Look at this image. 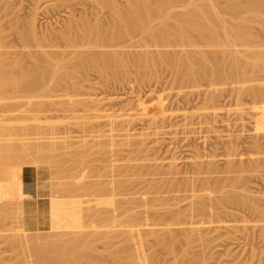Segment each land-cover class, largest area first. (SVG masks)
Segmentation results:
<instances>
[{"label":"rangeland","instance_id":"374dc122","mask_svg":"<svg viewBox=\"0 0 264 264\" xmlns=\"http://www.w3.org/2000/svg\"><path fill=\"white\" fill-rule=\"evenodd\" d=\"M96 1L98 2V0H96ZM145 1L148 2V3L149 2L150 3L156 2L155 0H145ZM220 1H222L223 4L222 3L221 4L224 5L223 0H220ZM262 1H264V0H262ZM95 2H93L92 0H0V30L2 31V36H3V38H2L3 48L1 49V51H5L7 53L9 51V53H13V54H9L8 53L11 56V57L9 56L10 59L13 56L18 57L20 55L19 58L13 57L12 59H14V58L15 59H21L22 58L21 60L24 62L25 66L28 65L29 67H31V66L33 67V65H34L33 64L34 63V59L32 60V55L34 54V51L36 52V51H41V50H45L46 49L45 51L51 52L52 49L50 50V49L44 47L45 49L40 48V50H38V49L35 50V46H33V49L32 48H29V47L23 48V46H24L22 44L23 42L21 40H19V39H21L20 38V35H19V32L20 33L21 32H25L28 29L27 26H29V27L32 26L33 29H34V31H35V39L37 38L38 40L37 39L36 40L39 41V43H40L42 40L44 41V38L47 39V38H49V36H52L53 33L55 34L56 32L58 33L59 31L63 30L65 28V26L67 25V23H71L72 22V24H74V23H76V21L78 23V21L80 22L81 19L84 20L86 18V22H89V23H94L95 21H97L96 23H101L102 26H106V25L108 26V25H110L111 24V20H112L110 18V16L112 17L111 11L109 12L110 9L107 8V7H104V6L100 5L99 2H98V6H96L95 4H93ZM198 2H199V0H198ZM202 2H204V0H202ZM202 2H199V3H202ZM235 2H238V3L242 4V5H244V3L247 2V0H235ZM116 3H118L119 9H121L122 11H124V8H125L124 6H126L125 5L126 4L125 0L124 1L123 0H116ZM99 5L102 6V7H100ZM170 5H169L170 7L167 6V10L164 9L165 12H164V10H162L163 12L161 11L162 12V13H160L161 15L159 14V18H160V16L162 17L161 18V21L159 20V18H156V17H155L156 18L155 20L153 19L154 21L152 20L153 21V22H151L153 24L152 25L153 26L152 30H155L156 29L158 31L159 27L161 28L162 25H165L167 22L169 23V21L171 22L172 19L171 20L168 19L169 21L164 22L165 18L167 20L168 15L171 18L174 17V16L176 18L177 14H179L181 12L180 10L184 11L182 9L181 5H180V8H179V6H178L179 4L178 3H173L174 6L172 4H170ZM222 5H221V7H222ZM93 8H94V10H93ZM168 8H169V10H168ZM245 10H246V8H245ZM245 10H244V8H242V10H241L242 12L239 13V15L240 16L242 15V16H241V18L239 17V19L241 21L244 20V22L246 23V25L249 26L248 27V34L250 36H252L253 42L251 40L250 43H247V44H249V45L246 44L247 47L244 46L245 45L244 44L242 46L241 45H237V46L232 47V48L234 50H237L238 49L237 50L238 52L240 50L241 51L240 53H242L245 50H247V53H248L249 50H251V51H253L254 55H258L259 54L262 57V56H264V47H262V46H264V31H262L264 29L261 30L260 24L258 23L257 20L264 19V11H259V14L261 15V17H260V15L258 13H257V15L256 14L253 15L252 13L250 14L249 11H246L245 12ZM69 11L70 12L72 11V13H70ZM166 12H168V13L171 12V13L166 15ZM70 14H73L72 15L73 17ZM164 14H165L166 17L164 16ZM220 14H221L220 16H222V17L224 16L223 19L226 20L228 23H230V24L231 23H233V24L238 23V20H236L237 22L235 23V19H232L231 17H228L229 15L225 14V12H224V14H223V12L220 13ZM253 16H257V17L254 18ZM258 17H260V18H258ZM252 18L255 19V21H257V22H255ZM69 19L71 21H69ZM162 19H163V24H161ZM248 21L250 23H248ZM158 23H160L161 25L158 24ZM135 36L126 37L123 40L122 39L121 40H117L116 39L117 41H115V43H114V44H116V46L114 45L115 48H113V47L112 48L109 47V48L111 49V51L113 49L114 51H119L120 53H122L123 54V58H124L123 59L124 62L130 61V56L135 55V54L140 53V52H143V49L141 47V44H139V48H137L138 46L136 47L137 49L134 48L135 47V44L137 42L140 41L139 43H141V40H139L141 37L138 36V35L136 37ZM255 37H257V38H255ZM135 38L138 39V40H136ZM254 39H255V41H254ZM257 40L258 41L261 40L262 42L260 41L261 42L260 43ZM193 41H192L193 44L197 43V44H195L196 50H197V46H198L199 49L201 48L202 50H204V52L207 51L208 54H210V53L212 54V52L214 53L213 50H215V52L217 51L216 49H213L212 51H210L212 48L209 50L208 49L209 47L203 48L204 43L202 42V40H198V38L195 39V40L193 39ZM199 41L201 43H203V45H201V43ZM254 42H256V43H254ZM149 43H147V44H149ZM198 43H200V44H198ZM152 44L153 43H151V45ZM254 44H256L258 46L254 45ZM172 45H174V47L172 46L171 49H170L171 46L169 47V49L171 51L168 49V47H167V49H165L164 47L163 48H160L158 46L159 49H160L159 50L158 47L155 44L152 45L153 47L152 46L151 47L149 46L150 47L149 50L153 49L154 51H156V49H158V51H160L161 53L163 51L169 50V51H167L168 53L172 52V53H174V55H177V53H178V56L179 57L180 56L182 57L183 56L182 54L185 55V51L186 52L187 51L189 52V50L192 47V45H191V47L189 46V48H186L184 51L182 49V51H181L180 50L181 48H180L179 45L177 46V48L175 47L176 44H172ZM154 46L157 47V48H155ZM253 46H255V47H253ZM89 47H91V46H89ZM89 47L87 49H85V50L86 51L89 50ZM116 47H117V50H116ZM147 47L148 46L143 47V48L144 49L146 48V51H147V49H148ZM37 48H39V47H37ZM92 48H90V50H92V52H94L93 50H96V52H99L96 48L95 49H94V47H92ZM101 48L100 49L98 48V49L101 51V50H103ZM107 48H104V50L105 51H108L109 48L108 49ZM133 48L136 49V50H134ZM195 48H194V45H193V48L191 50L196 51ZM232 48L231 47L230 48L228 47L226 51H228V53H229V50L232 49ZM61 49H62V51H64L63 49H65V48L64 47L63 48L61 47L57 51H59ZM162 49H165V50H162ZM201 49H200V52H203V51H201ZM233 49L230 50V52L232 51L234 53V50ZM32 50H34V51H32ZM82 50H83L82 48H81V51L79 49V52H82ZM120 50H123V51H120ZM177 50H178V52H177ZM26 51L28 53L29 52H33V54L31 53V56H30V53L28 55V53H26ZM67 51H69V49ZM89 51H87V52H89ZM154 51H150V52H154ZM179 51L181 53L182 52H184V53L181 54ZM52 52H55V49H53ZM218 52H220V51H218ZM259 52L260 53L262 52V54H260ZM155 53H157V52H155ZM155 53H153V54H155ZM192 53H193V51H192ZM217 53H216V55H219L220 54V53L219 54H217ZM228 53L220 54L218 58H220L222 55H223L222 58L223 57L224 58H227ZM253 53H251V54H253ZM127 54H128V56H127ZM179 54H181V55H179ZM243 54H245V53L243 52ZM251 54H249V55H251ZM124 55H125V57H124ZM249 55L247 54L246 57H245V59ZM71 56H65L64 55V57L66 59L70 58ZM241 56H240V59L241 60H244V58L243 57L241 58ZM126 58L127 59L129 58V59L127 60ZM68 60H65V61H68ZM244 61H243V63H244ZM243 63H242V65H243ZM132 66H133V63H131V65H130V62H129V64L126 63V68L116 69L115 72H113L111 75H109L108 77H106V79H105L104 75H102L104 78L101 77V75L99 74V72H96L97 70L91 69V70H88L89 73H87L88 72L87 71L86 73H84V75L79 73V76H81V77H79V76L77 77L78 74L76 73L77 74V75H75L76 78H75V76H73L72 77L73 79L70 77V79L68 78V80H65V83L66 82H69V81H70L69 83H71V81H74L75 80L74 82H76V83L78 82V84H76V86H71V85H69V83L68 84L66 83L67 85L65 84V87H64V85L61 83V86L63 85L62 87H60V86L59 87L58 86L56 87V86H54L53 83H55V81H59V80H57L58 79L57 78V75H54L55 76L54 81L50 82L51 85L53 84V86H52L53 90L51 88L49 90H43L45 92L38 91L35 94V96L37 98H34L35 100H33V98L31 99L33 104L35 103V101L40 102L42 104L41 107H40V109L37 108V109L40 110L39 111L40 113L37 112L38 111L37 109L36 110L35 109L30 110V111H32L31 113H29V112H26V113L25 112H22L21 113L20 112L19 113V115L21 114L20 116L24 115L25 117H27L29 119L28 120L23 119L25 121H23V120L20 119V120H18L19 121L18 122L19 124L16 123L17 121H14L15 123L14 122H11L12 124H14L13 125L14 127H11L12 128V131H11V128L9 129V132L12 133V134L11 133H9V134L11 136L13 135L12 138L13 137H17V136L19 137L20 136L19 133H17V131H16V130L20 131L19 126L17 127L16 124L20 125L21 123L22 124L23 123L24 124L26 123V124H29V125H31V124H38V125H41L42 126L43 130L44 129H48L50 127H57L58 126L57 128L59 130H57V132H52V133H45V134L40 133V134H36V135L35 134L34 135L31 134V136L33 138H35V140L32 137L30 138L29 135L28 136L26 135V137L27 138L29 137V139L26 140V138H25V141H24V137H22L23 138V141L26 144L24 142H21L22 141V138H20V137L19 138L21 139V141H19L20 139H18V137L17 138H14V140H12V138H11V140H10V137L11 136H9L8 133L6 132L9 139L8 140L6 139V140L2 141V142H6L7 141L8 143L10 141H12L9 144H12L13 146H14V144H15V146L18 145L21 142L20 145H19L20 148L19 147H17V148L20 150L22 147L28 146L26 149L24 148L25 153L27 154L26 151H28V150L30 151V149H32L31 151H32V154L33 155L32 156L29 155L31 158H29V156L26 155L27 158H22L20 160V158L22 156H24L22 154L24 152V150L21 149L22 150V153H21V151H19L20 153L19 152L18 153L21 154L22 156L18 154V156L19 157L21 156V157L18 158V159L16 158L17 160L15 159L16 160L15 161V165H14V162L13 163L10 162V161H12V159L14 160V158H15V157L13 158V156H15V155L14 154L13 155L11 154V156H12L11 160L10 159L7 160L8 162L5 161L6 164L9 163V162H10V164L9 165L7 164L8 166H4L3 165L4 167H1L3 169H0L1 170L0 171V174H1L0 175V178H3V179H0V185L4 184V185L0 186V197L4 199L3 200V199L0 198L1 199L0 200V203L2 201H4L3 203L0 204V255H1L0 256V261L2 262L0 264H9V263L10 264H14V263L15 264H21V263L24 264V262L27 264V261L30 262V263L28 262L29 264H33V263L34 264H38L37 261H39V263L42 262V264H45V262L47 264H49V262H51V261H53V264H69V262H67V261H71V259L73 261V259H76V258L79 259V261H80V262H77L76 264H118L119 263L118 259H116V260L114 259L113 260V257L116 258L115 256H117V254H119V256H126V254L129 253L128 248L131 245H140L141 246V257L142 258H145L147 261L149 259V261H148L149 264H264V211H262V210H264V168L261 169V168L258 167L259 169H255V170L253 169L254 171H251L252 169L251 170L248 169L249 168L248 165L250 164V162L252 163V160H254L255 158L257 159V157H260L259 159H264V154H262V153H264V142H262V141H264V110H258L257 109L259 107H262V105H264V104L261 103L262 104L261 105V104H259V101H256V100H255L256 101V103H255V101H253L254 98L251 95H248L249 93L248 94L245 93V92H248V88H249L248 85L249 84H251V85H249L251 87L252 86L256 87L258 85L257 88H259V85H260V89L264 88V79H262V78H264V76H261L260 77V74H258L259 75L258 76V80H256V81H259V82H256L254 80V83L253 84H252L253 81L252 82H247V83L246 82L245 83H243V82L241 83L240 80L243 79L242 77H239L240 80L237 79L236 81L234 79H232V81H231V79H227V80H222V82L221 81H215L214 80L215 81L214 82V81H212L213 79H209V81L211 80L212 83H210L209 81L206 82L204 80L203 82L202 81H200V82L197 81L198 83L195 82V84H194L188 78H186L187 77L186 75L183 74L182 75L183 78L180 75L181 77H179V82L177 83L175 81V75L172 74V73H174L172 71V69L169 67L171 69L170 70L169 68H167V66H165L163 64L161 65L160 63H157L156 66H155V68L153 70L142 69L143 71L142 70H138L135 66L134 67H132ZM65 67L66 66L64 65L63 68H65ZM63 71H64V69H63ZM90 71H91V73H90ZM138 71H139V73H138ZM153 71H154V73H153ZM140 73H142V75ZM248 75L251 76L250 74H248ZM248 75L245 76V77H248ZM254 75H256V74H254ZM119 78H121V79H119ZM46 79H45V81L47 83L48 80H46ZM256 79H257V77H256ZM261 79H262V81H261ZM228 80H229V82H228ZM184 81H186V82H184ZM60 82H62V81L60 80ZM60 82L59 83L57 82V83L60 85ZM80 82H81V84H79ZM239 82H240V84H239ZM98 83H100V84H98ZM219 83H222V84H219ZM107 84H108V86H107ZM120 84H121V86H120ZM88 87H89V89H88ZM177 88H178V90L180 89V91H178ZM94 89H96L97 91L94 90ZM245 89H247V90L245 91ZM238 90H240V91H238ZM207 91H209V92H207ZM210 91L213 92V95L215 96V99L217 100V101L214 100L213 101V104L208 103L206 101V98L204 97L205 94H206V96H207L208 93L211 94ZM83 92H85V93H83ZM9 93H10L9 95L12 96V93L11 92H9ZM50 93H52V94H50ZM77 93H80V94H78L80 97H78ZM112 93H113V95L115 94L114 96H116V98L119 97V96H122L123 99H124L123 100L124 102L121 103L120 101L114 100L115 97L113 99H110L111 98L110 96L113 97ZM116 93H117L118 96L116 95ZM4 94H3L4 96H7L8 92L7 93H4ZM93 95L96 98L95 97L92 98ZM159 96H163V97L162 98L161 97L159 98ZM165 96H166V98H164ZM239 97H241V99ZM71 98H72V100H70ZM97 98H99V100H101V98H103L107 102H109V99H110V102L108 103V105L110 103H112V105L114 106V108L116 110L113 108L112 105H110V107H109L106 104L107 103L106 101H105L106 103L104 102V104L101 101V107H102V104H103V107L102 108H104V105H105V108L104 109H106V108H108V109L106 111H104V109H103L104 114H103V111H101L102 117L99 118L97 121H95L96 119H91L92 117H90V120H91L90 121L87 118L88 115H89V113L87 111L84 112L85 109L82 106H78V105H80L82 102H86V101L91 100V99H95L96 100ZM159 99L160 100L161 99H163V100L166 99V100L165 101L162 100V103H161ZM11 100L12 99H10V101L8 99H6V101L8 102V104H12L11 102H13V103H15V102H18V103L25 102L23 99H21V100L18 101L16 98H15V100L14 99L12 101ZM31 100H29V102H31ZM112 100H113V102L116 101L117 104L111 102ZM237 100H239L241 102V103H239V101H238L239 105H241L243 103L242 105L243 106L245 105L244 108L245 107H248L249 108V110H248V108H246V109L243 108V110H244V111L242 110L243 112H245V110L247 112L249 111L248 113L245 112V113L249 114V117H248V115L246 116V114H244L243 112H241L243 114V120L242 121H239L237 119L238 116L236 115L238 113V111H236V107L238 105L237 104ZM0 101H2V102H0L1 104L4 103L3 104V107H0V108H5L7 102L5 100H1V99H0ZM41 101H43V102H41ZM75 101L77 103H74ZM44 102H45V105H44ZM49 102H52V104L54 102V104L52 105ZM79 102H80V104H78ZM125 102H127V103H125ZM163 102H164V105H163ZM257 102H258V104H257ZM130 103L132 104L131 106H130ZM75 104H76V106L74 107ZM121 105L122 106L127 105V106H125L124 109L127 112L132 113L134 115V120L132 121L133 123H131L130 124L131 126L129 125L130 127H128V129L131 128L130 129L131 132L128 131L131 136L129 137V134H128V139L127 140H131V139L134 140V138H136L137 140H140V139H143L145 137L143 135V133H144V131L147 130L146 126H148L147 124H149V119H148V112L149 111H151L152 109L156 110V109H158L160 107H164V106H165V110H166L165 111L166 112L165 119L159 123V124H161V123L163 124L162 125V128H164V129H162L163 131L162 130H160V131L157 130L156 125L158 123L155 126L154 125L151 126L152 129L155 127L154 129H156L158 132H161V133L159 135L158 133L155 132L156 130H154L152 133L154 134V132H155L156 135L154 137L151 136V138L149 136L148 137L149 140L151 139L150 142L147 141L146 142L147 145L142 146V148L144 149V154L146 153L145 154L146 156H144V154H140V155L137 156V157L142 158V161L145 160V162H142L143 163L142 164L143 168L140 169L141 171L144 169L142 172L139 170L140 173H137L138 172L137 171L138 169L133 168V169L136 170V171L134 170L136 172V175H134L132 173L133 170L132 171L130 170L131 172H129L128 167H125L128 163H130L129 162V159L131 158L130 155H132V157H133V154H136V152H133V154L131 153L132 152V149H134L133 147L132 148H129L126 151H124L123 154H121V155L119 154L116 159H115V156H116V153H115L116 151L115 150L116 149H114L113 147L112 148H109L108 150L114 149V151H115V152L113 151L114 152V154H113L114 157L113 156L111 157V154L113 152L110 153L111 152V150H110L109 151V154H107V155H110V157L107 156L108 157V160L106 159L108 161V163H106L107 162L106 160L103 161V162H101L100 158H102V156L99 157V154H101V151H100L101 149L100 150L98 149L99 148V145H94L96 140H97V143L99 144V141L98 140L101 141V139L100 138L99 139L98 138L97 139L96 138L94 139L93 136H91V135L89 136L88 133H85V131L82 130L83 129V123L84 122H86L87 124L88 123L90 124L92 122L90 124V126H92L94 123L96 124V122H98V123L101 122L102 124H105V122H104L105 121V118L106 119H110V117H114L113 119L116 120V116L115 115H118V113H117L118 112V109L117 108H119L118 106H121ZM211 105H214L212 107H213V111H214V109L216 110L215 112L211 111L212 110V109H210L211 108L210 107ZM0 106H2V105H0ZM9 106H12V105H9ZM45 106H49L48 109ZM241 106H239V108ZM72 107L75 110L78 109V108H80V107L81 108L79 109L80 111L79 110H76L77 112H75ZM207 107H210V108H207ZM200 108H201V110H200ZM5 109L6 110H4V109H2V110L3 111H6V113L2 112L1 109H0V112H1L0 114L2 115V113H3V116L9 115V113L7 112L8 111L7 110L8 109V105H7V107ZM22 109L20 111H22ZM53 109H54V111H53ZM69 109H71V110H69ZM207 109H209V110H207ZM217 109H219V110H217ZM59 110H62V111H59ZM67 110H68V112H67ZM109 110H110V112H109ZM111 110H112V115H114L113 112H115V115L114 116H110L111 114L109 115V113H111ZM33 112H34V114H33ZM83 112H84V114H82ZM107 112H109V113H107ZM211 112H212V114H211ZM51 113L53 115H51ZM170 113L171 114L173 113V117L172 118H171V116H169L170 118L168 117V115ZM174 113H176V114H174ZM31 114L33 116L36 114V116L33 117L32 121H31V118H32L31 117ZM38 114H40V115H38ZM86 114H88V115L85 117ZM105 114L107 116L106 117H103V116H105ZM64 115L67 118L64 117L65 118L64 119L63 118ZM68 115H69V117H68ZM174 115H177V116L175 117ZM179 115L180 116H183L184 115V116L183 117H180ZM24 116H22V117H24ZM80 116H83V117H81V119H80ZM191 116H193L194 118L191 117ZM83 119H85V120H83ZM87 119H88V121H87ZM110 120H112V118ZM182 123L185 124L186 126L183 125ZM26 124L25 125H20V127L23 126L25 128V127L28 126ZM53 124H55L56 126H54ZM15 125H16V129H14L15 128ZM80 125H82V126H80ZM22 129L23 128L21 127V131H20L21 134H23ZM5 131L4 132L2 131L3 132V135H4ZM13 131H14V133L16 132L18 135L13 134ZM1 133H0V137H1ZM132 133H134L136 136L135 135H132ZM141 133H142L143 136L140 135ZM182 134H184V135H182ZM5 135H4V137H5ZM7 135H6V138H7ZM23 135L25 136V134H23ZM87 135H88V137H87ZM2 137H1L0 140H2L4 138V137L3 138ZM90 137H92V138H90ZM132 137H134V138H132ZM138 137H139V139H138ZM247 137H249V138H247ZM250 138H252V139L257 138V140L259 139L260 140L259 142L262 143L261 144V149H262L261 151L262 152L260 151L261 152V155H258V156L255 155V151H254V148H253L254 146L252 147V145H253L252 139H250ZM31 139L33 141L32 142H29ZM113 139L118 140L117 138H113ZM123 139L125 140L126 138L123 137ZM14 141L17 142V143H14L13 144ZM35 141L37 142V144H41V145H37L35 143ZM43 141H45V142H43ZM92 141H94V142H92ZM7 142L5 144H7ZM42 142L44 144L46 143L47 146H46V144L44 146V144H42ZM22 143H24V144H22ZM102 143L100 142V144H102ZM2 144H4V143H2ZM5 144H4V146L6 147ZM9 144H7V145H9ZM29 144L30 145H33L34 144L33 145L34 147L30 146ZM0 145H1V141H0ZM12 145H9L7 147L14 148V147H12ZM21 145H23V146H21ZM228 145H230V146L228 147ZM2 146L3 145H1V147ZM40 146H41V148H39ZM49 146L51 147V149H50ZM93 146H94V148H93ZM101 146L102 145H100V147ZM42 147L44 148L43 149L44 151L42 150ZM231 147L233 149L236 148L235 155H237V158L235 157L236 160L234 159V162H233L234 168L236 166V169L233 170V173L232 172H230V173L227 172V163H228L227 151H228V149H231ZM3 148L4 147H2V149ZM17 148H15L14 150H16ZM36 148L37 149H40V150L38 151ZM53 149H54V152L52 151ZM225 149H227V150H225ZM9 150L10 151H13V149L12 150L9 149ZM46 150H48V151H46ZM148 150H149V152H148ZM31 151L28 152V153H31ZM36 151L37 152H40V153L37 154ZM127 151H129L130 154H129V152L127 153ZM0 152H2V151H0ZM3 152H4V150H3ZM14 152H16V151H14ZM14 152H11V153H14ZM54 153H55V155H54ZM149 154H150V156H149ZM197 154H198V157H201L200 158L201 162L203 160V162L204 161H206V163L207 162H210L211 165H213L212 171L211 170L209 171L211 173L205 174V172L207 170L204 168L202 170V172L205 171V170L206 171L203 172V173H200L201 176L199 175L200 178H202V180H204L203 178H206L205 179V182L210 183V184L205 183V186H207L206 188L204 186L206 192H207V190H209L208 189L209 188V185H211L210 186L211 189L213 187L214 188L215 187L216 188H219V187H217L218 185H221L223 187L225 185V186L228 187L229 184L226 185V183H228L229 178L230 177L231 178H234V179L236 178L237 180H234L235 183H236V181H239V184H240V180H241V183H245V184H242L243 186L242 185L240 186L237 183L236 184L234 183L233 186L237 185L238 188H239V189L238 188L236 189V186H235V189L236 190L235 189L233 190V191H235L234 193H237L238 192L239 193V194L237 193L238 195H241V193L244 194V196H247L248 195L250 197L248 199L251 202H253V203H255L256 200H257V203H259L260 205L259 204L258 205L257 204H254L255 207H256V205L258 206V207H256V210L254 208H251V206H249V205L246 206L247 208L245 207V205L244 206L242 205L243 207L241 205H239V206H237V205H230V207H232V209L234 208V210H230L231 208L227 209L228 206H226L224 204H223L224 205L223 206L221 204V206L224 207L223 208V207L219 206L220 208H223L224 209V210L221 209V211L225 212V210H226V212H228V213H225L227 216L226 215H223L224 214L223 212H220V214L223 213V214H221V215H223L222 216L223 217V221H222V218L219 217L220 215H219V212L216 209V206L213 208V204H211L210 202L214 201L213 202L214 205H217L219 203L217 200L219 198V195H221V192H223V194H225V196H226V192L228 190H230V189L227 188V187H226L227 189L224 187V189L226 191L225 190L221 191V189H219L218 192L216 193V195H214V197H213V199H216L217 198L216 201L215 200H212L211 201L212 196H213V195L211 196V194H215L216 191L214 192V189L213 190L210 189L211 191H213V193L210 190H209L210 191L209 193L207 192V194H209V197L211 196L210 197L211 199L207 201L206 200L207 194L201 193L202 192L201 188H199L200 190L197 188V191L199 190L198 193L200 192V194L206 195V196H204L205 197L204 198L205 202H201V201H204L203 199L200 201L201 204L203 203L202 206H204V203H206V201L210 203V205H209L210 207L212 205L211 208L208 206V208H209V210L211 212L208 209H206L207 206L206 207L204 206V208L209 211V215H213V216L210 217L208 215V211H207V213H204L206 211H204V208L203 207L200 209L201 211L203 209V216H202V213L199 210V208H200L201 205L199 206L198 205L199 202L198 203L196 202L197 199L196 198H193L195 192H197V191L195 190V192H193V190H192V192H191V190H189L190 188L188 189V191L186 189V187L188 188V186L190 185L189 183H193V179L195 178V180H196V177L198 176V175H196L195 172H194L195 176H193V167H194V163L193 162H195L194 161L195 160L194 158H195V156H197ZM9 155L10 154H8L7 156H9ZM122 155L123 156L125 155V156L123 157ZM141 155H142V157H141ZM0 156H1V153H0ZM98 157H99V160L96 161V159H98ZM28 158H29L30 161L27 160ZM35 158H36V160H35ZM102 160H104V159H102ZM119 160H121V161H119ZM27 161H29V162H27ZM169 162H172V163L174 162V165H175L174 168H177L178 169V170L176 169V172L175 171L173 172L174 173L173 175L176 178L169 171V168H168ZM17 163H18V165H17ZM206 163H204L203 166H205ZM2 164L0 166H2ZM109 164H110L111 167H109ZM136 164H138V163H136ZM214 164H215V166H214ZM94 165H96L98 167H96ZM121 165L124 166L125 168H127V170L125 171V169H124V172H123L122 169L124 167H121L120 170H122V171H120V170L119 171L122 174L121 173H118L119 172L118 170H117L118 172H116V171L114 172V170L119 169V167ZM144 165H145V167H144ZM153 165L154 166L156 165V167H154ZM27 166H32V167L38 168L39 170L42 171L43 176H44V180H45V184H46V188H47V190H46V196H47V201L49 203V226H48V229L45 230V231L26 232L22 228V217H21V210H20V207H19V205H21V199L22 198L19 197L20 195H19V193H18V191L16 189L17 186H18V184L20 183V180L16 179V175L19 174V173L21 174L22 169L24 167H27ZM142 166L139 165L138 167L141 168ZM113 167H114V170H113ZM152 167H153V170L151 169ZM99 168H101V169H99ZM110 168H111V170H110ZM130 168L131 167L129 166V169ZM154 168L156 169L157 172L155 171ZM241 168H242V171H240ZM149 169L151 171H153V173L150 172V171H147ZM108 170H110V172L113 170L112 171L113 173L112 172L109 173ZM213 170H216V171L214 172ZM165 171L168 172V175L170 177L165 174ZM244 172H246V173H244ZM146 173H149V174H147L148 176L147 175L146 176L144 175ZM160 173H162V175ZM226 173H228V174H226ZM117 174H118V176H117ZM153 174H154V177H153ZM97 175H98V177H97ZM141 175H142V177H141ZM190 176H191L190 179H192V178L193 179L191 180V182L187 183V180L186 179H188ZM95 177H96V179H95ZM135 177H136V180L140 178L139 181H141V182H139L137 180V183H138L137 184L135 182L136 181L135 180ZM186 177H188V178H186ZM222 177H223V179H222ZM102 178H105V179L104 180H101ZM133 178H134V180H135L134 182L136 184H134L133 182H131L133 180ZM142 178H144V179H142ZM170 178H172V179H170ZM174 178H175V180H173ZM200 178L197 177V181H194V182L195 183L199 182V179ZM110 179H113V180L110 181ZM121 179H122V182H125V180L127 182V184L126 183L125 184L122 183V187L119 188L120 189L119 192L121 191L120 193H122V195L120 193L119 194H116V192L118 193V191H117L118 187H117V189L115 187L117 185H111L110 186V183H114V181H115V183L117 184V181L121 182ZM182 179L184 180V182L179 184V182H182L183 181ZM243 179H245V180H243ZM2 180H3V183H1ZM93 180H94V183L99 181V182H102V185L109 184L110 187H109V189L108 188L106 189L107 191H106V195L105 196H103V197L102 196L94 197V195L92 196V194H95L94 192H92V191L90 192V191H87V190L84 189V188H87V186L89 187L90 184L93 183ZM128 180L130 182H128ZM144 180L145 181L146 180H148V181L150 180L149 181V185H148V183H144ZM160 180H162V181H160ZM202 180L200 179V182ZM231 180H233V179H231ZM103 181L105 182V184L103 183ZM109 181H110V183H109ZM151 181L153 183H156V184H153ZM188 181H189V179H188ZM210 181H212V182H210ZM157 182H159V183L157 184ZM175 182H178L177 185H176ZM216 182L219 183V184L215 186V184H217ZM94 183L92 184V186L94 185ZM195 183L193 184V186H194L195 189H196V186L199 187V185L200 186L204 185V183L202 182L203 184L199 183V185H196L195 186ZM213 183H214V186L212 187ZM131 184H133L134 186L136 185L135 186L136 188L134 190V192L136 191L135 192L136 195H137V192H138L139 188L143 186L142 189L146 190V191H144V190L143 191H144L145 194L147 193V195H145L142 191H139V193L142 192L141 195L144 194L145 196H147L145 198L146 200H147V198L149 199V197H151V195H152V194H149V192H150L149 189L150 188H148L149 186H151V184H152L151 189H152V187H154V190H156L157 192L159 191V189H161V191H159L161 193L164 190L163 188L166 187L167 190H164L163 193H162L163 194V198L160 197V196H162V194H160V193L158 194L157 192H156L157 194L156 193L155 194L158 197L157 196H152V197H154V199L157 197V198H160V200H161V198H162V201L163 202L160 201L159 199L158 200H159V204L163 205L162 207L165 208V210L162 207H156L155 208L154 206L157 205V204L154 205L153 202H152V205H153L154 208H152L151 205H150L151 208L149 210V213L150 212L151 213L160 212L162 214V216L166 217V220L164 221V223L165 224H171L169 226V228L172 229V230H174V231L176 229H178L179 226L178 225H174L173 223H182L183 224V223H189V222H191V223L194 224L195 221L201 220L203 217H205L204 219L206 220L208 218V216L214 222H212V224H211V222H209L210 224L209 223H206V224L204 223L207 220L209 221L210 218H208L206 221H204V219H202L203 222H202V220L199 222L202 225L201 227H202L203 233L201 232L202 234H200V231L197 232V235L198 236L195 233H194L195 235L193 234V236H196V237H194L195 239L193 240V242L195 241V243H196V240H198V238H199V240H198L199 242L197 241L199 244L198 243L197 244H194L192 242L193 244L191 243V244H188L187 245L186 244V241L184 242V240H183L184 239L183 235H179L178 236V235L175 234L176 232H174V233L173 232H169V234H175L177 236V237L175 236V239L177 238L178 240L176 239L177 241H170L168 239L169 242H168V240H166L167 241V244L169 246H171V247H169L171 249V252L170 253H167L166 252V249L164 250V248H162L160 245H158L154 241V239L152 237H147L145 241H141L140 239H138L137 237H135L133 233L132 234L125 233V230L127 229V226L130 225L131 223L130 222L123 221V234H120L119 233L117 235V239L116 238H112V237L110 238L111 240L112 239L115 240V241H113L114 242V245H112L113 243L112 244L110 243L112 241L109 240V243H110V246H111V247L110 246L109 247H110V250L111 251L116 246H118V247H116L118 249L120 247L118 253L115 252V256L112 257V256L108 255V253H109L108 252L109 251V247L107 245H106V247H108V248L104 247L105 246L104 245L105 242L102 241L103 239H102L101 236H103V234H102L103 232H104V234H105V232L108 233V234H110L109 232L112 231L111 232V234H113L112 236L113 237L114 236L116 237V235L113 232H116V233L119 232L118 230L121 228V223L119 224L118 223V220H119V222H121L122 219L121 220L119 219V218H121V217H119L120 215H118L119 213L116 215L117 210L116 209H113V208L116 207L114 205H116L117 203L119 204V202L121 200L123 201V199H126L128 197V194L131 192L130 191V188H129V191L130 192L129 193L127 192L128 187H133ZM169 184H172V185H169ZM125 185H127L128 187L126 188ZM154 185L156 187L159 185L160 187L158 186L157 189H156V187ZM170 186H172V187H170ZM221 186H220V188L223 189V187H221ZM105 187H108V185L105 186ZM180 187H181V190H182V188H185L186 190L183 189L182 191L178 192L179 189H180ZM191 187H192V184H191ZM232 187H230V188L233 189L234 187L233 188ZM137 188H138V190H137ZM174 188H175V191L179 188L176 193H174ZM112 189L114 191H116V192L114 193V191H113V192L110 193V191ZM121 189H123V190H121ZM140 190H141V188H140ZM205 191L203 190V192H205ZM83 192L86 193L87 195L83 194ZM170 192H172L171 193L172 195L169 194ZM3 193H4V195H3ZM89 193H90V195H89ZM112 193H114V195H109V194H112ZM131 193H130V195H131ZM192 193H194V194H192ZM198 193H196L195 196ZM107 194L109 195V197H107L108 196ZM133 194L131 195V197L133 196ZM168 194H169V196L172 199L168 196ZM185 194L187 195V197H189L190 195H193V196L190 197L191 200H188L186 198L187 201H185L186 200L185 199ZM228 194L230 195V191H229V193H227V196H229ZM136 195H134L135 198H137ZM134 196H133V198H134ZM137 196H139V195H137ZM177 196H178V198H177ZM223 196H220V197H223ZM4 197L6 199H8V200H6ZM142 197H140V198L141 199H144V197L143 198ZM152 197H151V199L154 201V199ZM209 197L207 199H209ZM111 198H112V200H110ZM157 198H156V202L154 201L155 203L158 202L157 201ZM198 198L201 199L203 197L200 196ZM96 199L97 200L98 199L100 200V201L98 200L99 204L96 201ZM141 199L140 200H137V201L135 199L137 205H135L134 211L132 210V212L138 213V211L139 212L142 211L141 209L138 210V208H140L138 206V204L140 205L141 202L143 201V200L141 201ZM145 199H144V201H146ZM183 199H184L185 202L183 201ZM53 200H55V201H53ZM168 200H171V202H169L170 204L167 202ZM174 200H177V204L176 205L173 204V203H176V201H174ZM180 200L182 202H180ZM193 200H195V202H192L191 203V201H193ZM52 201L53 202H57V203L60 202V204L62 206L64 205L65 208L68 211L70 210L69 213H74V214L76 213L75 215L77 216L78 220L81 221V222L79 221L80 222V228L79 229H66V228L63 229L61 227V228H56L55 229V227L53 226L54 227V229H53L52 228V225L53 224L51 223L52 219H51V215H50V209H51L50 208L51 207L50 206V203ZM112 201L115 202V203H112ZM149 201H150V199H149ZM164 202L165 203H168L167 204L168 207L166 205L164 207V204H165ZM134 204H132V205L130 204V205L133 207ZM159 204L157 206H160ZM68 205H69V207H68ZM193 206H195V207H193ZM240 206H241V208H240ZM125 207H127V206H125ZM196 207L197 208L199 207V208L196 209ZM244 207H245V210L243 211ZM248 207H249V209H248ZM89 208L91 209V211L92 210H95V209L96 210H107V211H110V210L113 209V213L111 211L110 212L112 214H114L113 216H116L117 219H113L114 217H112V219L114 221L116 220L117 222L115 221L114 222V225H112L113 224V222H112L113 220L111 219V216H112L111 215L109 218L112 221L111 220H108L107 222L104 221V222H106L105 223L106 225L104 224V222H102L103 224H99V222L101 221V219H99L100 220L99 222H96V221H98V219H96V221H95L96 224L92 222V225H91V221H92L91 219L92 218L95 219V216H93L92 218L89 219L90 216L87 213H89L90 210L88 212H85ZM157 208L159 209V211H158ZM160 208L163 209V211ZM166 208L168 210H166ZM237 208H238V210H237ZM142 209H144V208H142ZM211 209L216 210V213H218L217 215H219V216H216V214H214L215 211L213 210L214 211L213 212ZM239 209H241V211ZM251 209H254V211H257V210H261V211H258L257 212L258 215H257L256 212L255 213L252 212L253 210L251 211ZM135 210L137 212H135ZM169 210H171V211H169ZM218 210H219V208H218ZM175 211H180V213L183 211V214L180 215L179 212L176 213ZM194 211L195 212L198 211V212L196 214H194L195 213ZM247 211H249V212L247 213ZM79 212H80V214H79ZM83 212H85V213H83ZM118 212H119V210H118ZM163 212H164V214H163ZM165 212H167V213L165 214ZM169 212H171V213L174 212L177 215L175 216V214L173 213L174 215H172V217H171ZM187 212L190 214V218H188L189 216L188 217L185 216V213L187 215ZM212 212H213V214H212ZM6 213H8L9 215L8 214L6 215ZM199 213L201 214L202 217L200 216ZM197 215H198V217L200 216L199 217L200 219L197 217ZM206 215H207V217H206ZM143 216L144 215H140L139 214V217H138V220H137L139 223H141L143 225L140 228L142 231H145L146 232V231H148L150 229L158 230V229L164 227L163 225L160 224V223H162L160 221V219H158V218H149V220H146V219L143 218ZM179 216L181 217L180 218L181 219V222L176 221V220L179 219ZM184 216L187 217V218H185ZM191 216L197 217L198 219L195 218L194 220H192L193 217L191 219ZM214 216H216L215 219H217V220H215L214 218H212ZM177 217H178V219H177ZM182 217L185 218V221H184V219ZM231 218L233 219V221H232ZM174 219H175L176 222L173 221ZM211 219H210V221H211ZM104 220H106V219H104ZM50 223L52 224L51 227H50ZM199 223L197 225H199ZM108 224H109L110 227L108 226ZM93 225H97V228H95L96 226L94 227ZM101 225L104 226V227H102ZM224 225L225 226H228V227L226 228ZM91 226H92V228H91ZM98 226H99V228H98ZM119 226H120V228H119ZM206 228H207V231L205 232L204 230ZM209 228H210V230H208ZM213 228H214V230H213ZM89 229H91V230H89ZM76 231L78 233H76ZM81 231H82V233H81ZM95 231L100 232L99 235L102 234V235L99 236V239L96 240V241H99V242H102V243H97L96 245H94L95 249H93V248L90 249V247H89L88 244L83 243V242H85L83 240H86V238L83 239L82 234H85L86 235V234H88L86 232H89L90 235L89 234L87 235V239L91 238V240H89V241L86 240V242H89V243L91 242L92 243L93 241H95V238H96V236H94V233H96ZM73 232L77 236H79V235L81 236L82 243L84 244V245H82L83 247L82 246L81 247L79 246V245H81V242H80L79 245H75L76 246L75 247L76 249L74 247L70 248L71 245H72L71 242L73 240V238H72L73 237L72 236ZM70 233H72V234L70 235ZM204 234H205V236H204ZM67 235H68V237H67ZM91 235L93 236V238L95 237L93 241H92V236ZM96 235L98 237V234H96ZM106 235L107 234H105V236ZM109 236H111V235H109ZM109 236H107V237L109 238ZM159 236L166 237L168 235H167V233L159 232ZM100 237H101V239H100ZM68 238L69 239L72 238V240L70 242V245H69V241H68L69 239ZM103 238H104V236H103ZM200 238H202L203 241H205V242L202 243L201 242L202 240ZM207 238H209L211 240H209ZM65 239H68V240L66 241ZM129 239L131 240V243H130V240ZM206 240H207V242H206ZM11 241H13V242H11ZM60 241H61V244H60ZM105 241H107V240H105ZM208 241H211V243H208ZM53 242H54V244H52ZM62 242H63V245L64 246L62 245ZM22 243L24 244V246H23ZM91 243H90V246L92 245ZM66 244L69 245L70 247L69 246L67 247ZM105 244H108V243H105ZM120 244L123 245V248L121 246H119ZM87 245H88V248H87ZM45 246L48 249L52 250V251H50V255L49 256H51V255L54 256L55 255V258L54 257L53 258H50L48 256L50 258V260L49 259L46 260V257L39 258V255H38V258H37L36 257L37 255L36 256L33 255V253L35 251L37 252L38 250H41V249L48 250V249H46ZM77 246H79L78 247L79 249H77ZM92 247H93V245H92ZM26 248H29V249L27 250ZM73 248H74V250H73ZM81 248H82V251H81ZM104 248L107 249L108 251H105ZM54 249L56 251L53 252ZM70 249L72 250L71 251L72 253H70V254L71 255H74L76 257H74V256L70 257L71 255L69 256L67 254L65 255V252L66 251L67 252L68 251L70 252ZM118 249H115L114 251H117ZM121 249H123V250H121ZM13 250H14V252H13ZM59 251H61L62 253L59 252ZM90 251L92 252L93 256L90 255V253H91ZM114 251H112L110 253H112V255H114V253H113ZM121 251H122L123 254H121ZM51 252L52 253L58 252L59 254H57V253L52 254ZM27 253L30 254V257H29V254H27ZM24 254L28 257V260L27 261H26V258L27 257L25 258V255ZM48 254H49V252H48ZM56 254L57 255H60L61 259H64L65 257H67V259H70V258L71 259L70 260H67V261H64V262L61 260L62 262H59L60 261V257L58 256V258H57ZM83 254H86V255L84 256ZM34 256L36 257L37 261H36V259H35ZM46 256H47V254H46ZM80 256H81V258H80ZM88 256H90V257H88ZM19 258H20V260H19ZM33 259H35V260H33ZM44 259H45V261H44ZM53 259L55 260V262H54ZM57 259L59 261H57ZM32 260H33V262H32ZM116 261H118V263H116ZM51 264H52V262H51ZM70 264H74V263L70 262ZM137 264H138V262H137Z\"/></svg>","mask_w":264,"mask_h":264},{"label":"bare ground","instance_id":"6f19581e","mask_svg":"<svg viewBox=\"0 0 264 264\" xmlns=\"http://www.w3.org/2000/svg\"><path fill=\"white\" fill-rule=\"evenodd\" d=\"M93 2H95L94 0H92ZM124 1V0H123ZM156 2H152V3H148V2H146L145 0H125V2H126V6H124L125 8H124V11H122L121 9H119V7H118V3H116V0H98V2H99V4L100 5H102V6H104V7H107V8H109L110 10H109V12L111 11V13H112V17L110 16V18L112 19L111 20V24L110 25H106V26H102V24L101 23H96L97 21H95L94 23H89V22H86V18L84 19V20H82L81 19V21L79 22L78 21V23H77V21H76V23H74V24H72V22L71 23H67V25L65 26V28L63 29V30H61V31H59L58 33L56 32L55 34L53 33V35L52 36H49V38H44V41L42 40H40L41 42L39 43V41H37L36 39H35V31H34V29H33V27L32 26H27L28 27V29L25 31V32H19V35H20V38L21 39H19V40H21L23 43V45L25 46H23V48H27V47H29V48H32L33 49V46H35V50L36 49H38V50H40V48H42V49H45V48H48V49H52L51 50V52H47V51H45V50H41V51H34V50H32V51H34V54H33V52H29L30 53V56H31V53L33 54L32 55V60L34 59V65H33V67L31 66V67H29L28 65V67L27 66H25V64H24V62L21 60V59H12L13 57H16V56H13L11 59H10V55L9 54H13V53H9V51H8V53L7 52H5V51H1V49L3 48V44H2V38H3V36H2V31L0 30V99L1 100H5L6 101V99H8L9 101H10V99H14L15 100V98L19 101V100H21V99H23L25 102H20V103H18V102H15V103H13V102H11L12 104H8V102H7V104H6V107H7V105H8V113H9V115H7V116H3V113H2V115L0 116V133L3 131H5V133H4V135L6 134L7 135V133H8V135L9 136H11L9 133H11V132H9V129L11 128V127H14L13 125L14 124H12L11 122H14V121H17L16 123H18L19 121L18 120H23V119H25V120H28L29 118H27V117H25L24 115H22V116H24V117H22V116H20L19 115V113L21 112H29V113H31L32 111H30V110H33V109H37V108H39L40 109V107H41V103L40 102H37V101H35V103L33 104L32 103V98H33V100H35L34 98H37L36 96H35V94L38 92V91H41V92H45V91H43V90H49V89H51L52 88V86H53V84H54V86H60V87H62L63 85H64V87H65V84L67 83H69V82H66L65 83V80H68V78L70 79V77L72 78L73 76H75V75H77V77L79 76V73L80 74H83L84 75V73H86L88 70H91V69H94V70H97L96 72H99V74L101 75V77H103L102 75H104V77H105V79H106V77H108L109 75H111L113 72H115V70L116 69H119V68H126V63H128L129 64V62H130V65H131V63H133V66L132 67H136L138 70H142V69H146V70H153L154 68H155V66H156V64L157 63H160L161 65L163 64V65H165V66H167V68H171L172 69V71L174 72V73H172V74H174L175 75V81L178 83L179 82V77H181L183 74L184 75H186L187 77L186 78H188L191 82H193L194 84H195V82L196 83H198V82H200V81H209V79H213L212 81H221L222 82V80H227V79H231V81H232V79H234L235 81L237 80V79H239V77H242L243 79H239L240 81H241V83L243 82V83H247V82H252V84L254 83V80L256 81V80H258V74H260V77L261 76H264V56H262L261 57V55H259L258 53V55H254V53H253V51H251V50H249V52L247 53V50H245V51H243L245 54H243V52L242 53H240L241 51L239 50V52L237 51V50H234L232 47H235V46H237V45H244V46H246V44L247 43H250L251 42V40H252V42H253V38H252V36H250L249 34H248V27L249 26H247L246 25V23L244 22V20H240L239 19V17L241 18V16L239 15V13L240 12H242L241 10H242V8H244V10H245V8H246V10H245V12L246 11H249V13L251 14H256L257 15V13L259 14V11H264V1H262V0H247V2H243L244 3V5H242V4H240V3H238V2H235V0H223V2H224V5H222L223 3H222V1H220V0H204V2H202V0H199V2H202V3H199L198 2V0H155ZM4 2V1H3ZM64 2V1H63ZM88 2V1H87ZM86 2V3H87ZM97 2V1H96ZM93 3V4H95L96 6H98V2L97 3ZM173 3H178L179 5V8H180V5H181V7H182V9L184 10V11H182V10H180L181 12V14L179 13V14H177V16H176V18H175V16L174 17H170L169 15H168V17H167V20H166V18H165V20H164V22H167V21H169L168 19H172L171 20V22L169 21V23L167 24H165V25H162L161 26V28L159 27V29H158V31L155 29V30H152V28H153V24L151 23V22H153L156 18H159V14L160 13H162L163 11L162 10H164V9H166L167 10V6L168 7H170L171 5L170 4H172L173 5ZM222 3V4H221ZM6 4V3H5ZM71 4V3H70ZM92 4V3H91ZM152 4V5H151ZM222 5V7H221V5ZM99 5V6H100ZM170 5V6H169ZM63 6V5H62ZM102 6H100V7H102ZM121 6V5H120ZM174 6V5H173ZM177 6V7H178ZM84 7V6H83ZM166 7V8H165ZM95 8V7H94ZM94 8H93V10H94ZM68 9V8H67ZM90 10V9H89ZM99 10V9H98ZM168 10H169V8H168ZM162 11V12H161ZM172 11V10H171ZM70 12V11H69ZM93 12V11H92ZM100 12V11H99ZM164 12H165V10H164ZM177 12V11H176ZM223 12V14H224V12H225V14H227V15H229L228 17H231L232 19H235V23L237 22L236 20H238V23H236V24H233V23H228L226 20H224L223 18H224V16L222 17V16H220L221 14L220 13H222ZM244 12V11H243ZM70 13H72V11L70 12ZM103 13V12H102ZM108 13V12H107ZM171 13V12H170ZM170 13H168V12H166V15L167 14H170ZM71 16L73 15V14H70ZM104 15V14H103ZM161 15V14H160ZM260 15V14H259ZM258 15V16H259ZM91 16V15H90ZM98 16V15H97ZM96 16V17H97ZM101 16V15H100ZM158 16V17H157ZM164 16H165V14H164ZM252 16V15H251ZM73 17V16H72ZM107 17V16H106ZM156 17V18H155ZM166 17V16H165ZM254 18L255 17H257V16H253ZM260 17H261V15H260ZM260 17H258V18H260ZM94 18V17H93ZM161 16H160V18H159V20L161 21ZM243 18V17H242ZM245 18V17H244ZM100 19V18H99ZM154 19V20H153ZM174 19V20H173ZM227 19V18H226ZM231 19V20H232ZM247 19V18H246ZM251 19V18H250ZM253 19V18H252ZM79 20V19H78ZM88 20V19H87ZM109 20V19H108ZM153 20V21H152ZM158 20V19H157ZM158 20V21H159ZM229 20V19H228ZM254 21H255V19H253ZM257 20V19H256ZM69 21H71L70 19H69ZM250 21V20H249ZM248 21V23H250ZM258 21V23L260 24V27H261V30L262 29H264V19H260V20H257ZM257 21H255V22H257ZM260 21V22H259ZM105 23V22H104ZM108 23V22H107ZM257 23V24H258ZM158 24H160V23H158ZM161 24H163V19H162V22H161ZM160 24V25H161ZM249 25V24H248ZM152 26V27H151ZM259 27V28H260ZM63 28V27H62ZM25 29V28H24ZM21 30V29H20ZM19 31V30H18ZM262 31H264V30H262ZM251 33V32H250ZM140 36L141 38L139 39V40H141V43H139V42H137L136 44H135V47L134 48H136L137 46V48H139V44H141V47H142V49H143V52H140L139 50V52L140 53H137V54H135V55H132V56H130V61H127V62H124V58H123V54L122 53H120L119 51H114L113 49H112V51H111V49L109 48V47H113V48H115V46H116V44H114L115 43V41H117V40H123L124 38H126V37H130V36ZM135 36V37H136ZM198 38V40H202V42L204 43V46H203V48H207V47H209L208 49L210 50L211 48V50L210 51H212L213 49H216L217 51L215 52V50H213L214 51V53L212 52V54L210 53V54H208V52L207 51H205L204 52V50H202L201 48V51H203V52H200V49L198 48V46H197V50H196V48H195V44H197V43H195V44H193L192 43V41H193V39L195 40V39H197ZM42 38V39H43ZM255 38H257V37H255ZM46 39V40H45ZM117 39V40H116ZM129 39V38H128ZM136 39V38H135ZM136 40H138V39H136ZM254 41H255V39H254ZM258 41V40H257ZM256 41V42H257ZM261 41V40H260ZM260 41H258V42H260ZM119 42V41H118ZM150 42V43H149ZM194 42V41H193ZM200 42V41H199ZM256 42H254V43H256ZM262 42V41H261ZM260 42V43H261ZM120 43V42H119ZM147 43H149V44H147ZM151 43H153V44H155L157 47L159 46L160 48H165V49H167V47H168V49H169V47H170V49L172 48V46L174 47V45H172V44H176L175 45V47L177 48V46L179 45L180 46V50L182 51V49H183V51L186 49V48H189V46L191 47V45L193 44L194 45V48H195V50L197 51H194V50H191L192 48H193V45H192V47H191V49L189 50V52L187 53L186 51H185V55L184 54H182V53H184V52H180L183 56L181 57H179L178 56V53H177V55H174V53H172V52H170V53H168L167 51H169V50H167V51H163L162 53L160 52V51H158V49H159V47H158V49H156V51H154L153 49H151V50H149V48L153 45H151ZM201 43V42H200ZM200 43H198V44H200ZM203 43H201V45H203ZM118 44V43H117ZM131 44V43H130ZM253 44V43H252ZM115 45V46H114ZM151 45V46H150ZM247 45H249V44H247ZM254 45H256V44H254ZM31 46V47H30ZM89 46H91V47H89ZM130 46V45H129ZM134 46V45H133ZM146 46H148L147 48V51H146V48L144 49L143 47H146ZM150 46V47H149ZM206 46V47H205ZM243 46V47H244ZM251 46V45H250ZM256 46H258V45H256ZM37 47H39V48H37ZM45 47V48H44ZM65 48V49H63L64 51H62V49L61 50H59V51H57L58 49H60V48ZM89 47V50H90V48H92V47H94V49L96 48L99 52H96V50H93L94 52H92V50H87V51H89V52H87L85 49H87ZM102 47V48H101ZM109 48V50L108 51H105L104 50V48ZM153 47V46H152ZM155 47V46H154ZM157 47H155V48H157ZM185 47V48H184ZM232 48L233 50H234V53L231 51L230 52V50H232V49H228L229 50V53H228V51H226L227 50V48ZM247 47V46H246ZM249 47V46H248ZM253 47H255V46H253ZM262 47H264V46H262ZM81 48L83 49L82 50V52H79V49H80V51H81ZM101 48V49H103V50H99V49ZM107 48V49H108ZM120 48V47H119ZM133 48V49H134ZM136 48V49H137ZM226 48V49H225ZM6 49V48H5ZM53 49H55V52H52L53 51ZM69 49V51H67ZM93 49V48H92ZM136 49H134V50H136ZM165 49H162V50H165ZM207 49V50H208ZM26 50V49H25ZM116 50H117V47H116ZM119 50V49H118ZM149 50V51H148ZM160 50V49H159ZM174 50V49H173ZM179 50V49H178ZM178 50H177V52H178ZM188 50V49H187ZM85 51V52H84ZM104 51V52H103ZM120 51H123V50H120ZM150 51H154V52H150ZM171 51V50H170ZM192 51H193V53H192ZM209 51V52H210ZM218 51H220V52H218ZM251 51V52H250ZM38 52V53H37ZM84 52V53H83ZM133 52V51H132ZM137 52V51H136ZM155 52H157V53H155ZM159 52V53H158ZM167 52V53H166ZM218 52V53H217ZM26 53H28L27 51H26ZM29 53H28V55H29ZM36 53V54H35ZM135 53V52H134ZM133 53V54H134ZM153 53H155V54H153ZM216 53L217 54H225V53H228V56H227V58H222V56L220 57V58H218L219 57V55H216ZM231 53V54H230ZM251 53H253V54H251ZM260 53V52H259ZM125 54V53H124ZM176 54V53H175ZM181 54H179V55H181ZM242 56H241V55ZM249 55V54H251V55H249V56H247V58L245 59V57H246V55ZM260 54H262V52L260 53ZM15 55V54H14ZM64 55L65 56H71L70 58H68V59H66L65 57H64ZM10 56V57H9ZM20 56V55H19ZM19 56L18 57H16V58H19ZM127 56H128V54H127ZM178 56V57H177ZM240 56H241V58L243 57L244 58V60H241L240 59ZM260 56V57H259ZM124 57H125V55H124ZM25 58V57H24ZM29 58V57H28ZM24 60V59H23ZM65 60H68V61H65ZM27 61V60H26ZM241 61V62H240ZM243 61H244V63H243ZM32 63V62H31ZM242 63H243V65H242ZM64 65L66 66L65 68H63L64 67ZM130 67V66H129ZM169 68V69H170ZM63 69H64V71H63ZM170 69V70H171ZM135 70V69H134ZM145 70V71H146ZM125 71V70H124ZM130 71V70H129ZM143 71V70H142ZM155 71V70H154ZM154 71H153V73H154ZM94 72V71H93ZM121 72V71H120ZM77 73V74H76ZM87 73H89V71L87 72ZM90 73H91V71H90ZM138 73H139V71H138ZM143 73V72H142ZM142 73H140L141 75H142ZM146 73V72H145ZM151 74V73H150ZM248 74H250L251 76H249ZM254 74H256V75H254ZM54 75H57V80H59V81H55V83H53L52 85L50 84V82H52V81H54V78H55V76ZM59 75V76H58ZM91 75V74H90ZM122 75V74H121ZM181 75V76H180ZM248 75V77H245V76H247ZM98 76V75H97ZM119 76V75H118ZM139 76V75H138ZM79 77H81V76H79ZM95 77V76H94ZM103 77V78H104ZM256 77H257V79H256ZM47 78V79H46ZM75 78H76V76H75ZM84 78V77H83ZM90 78V77H89ZM182 78H183V76H182ZM181 78V79H182ZM45 79L46 80H48V82L46 83V81H45ZM73 79V78H72ZM81 79V78H80ZM99 79V78H98ZM119 79H121V78H119ZM262 79H264V78H262ZM262 79H261V81H262ZM56 80V79H55ZM60 80L62 81V82H60ZM100 80V79H99ZM113 80V79H112ZM185 80V79H184ZM75 81V80H74ZM74 81H71V83H69V85H71V86H76V84H78V82L76 83V82H74ZM90 81V80H89ZM98 81V80H97ZM187 81V80H186ZM186 81H184V82H186ZM198 81V82H197ZM214 81V82H215ZM60 82V85L58 84V83ZM64 82V83H63ZM87 82V81H86ZM85 82V83H86ZM112 82V81H111ZM210 83H212L211 82V80L209 81ZM213 82V83H214ZM228 82H229V80H228ZM234 82V81H233ZM256 82H259V81H256ZM61 83L63 84L62 86H61ZM89 83V82H88ZM56 84V85H55ZM66 84V85H67ZM79 84H81V82L79 83ZM98 84H100V83H98ZM116 84V83H115ZM114 84V85H115ZM175 84V83H174ZM192 84V83H191ZM200 84V83H199ZM219 84H222V83H219ZM237 84V83H236ZM239 84H240V82H239ZM96 85V84H95ZM214 85V84H213ZM243 85V84H242ZM246 85V84H245ZM249 85H251V84H249ZM248 85V92H245L246 94H248V95H251L254 99H253V101H259V104H264V88H262V89H260V85H259V88H257V86L256 87H254V86H249ZM88 86V85H87ZM94 86V85H93ZM107 86H108V84H107ZM120 86H121V84H120ZM189 86V85H188ZM240 86V85H239ZM262 86V85H261ZM80 87V86H79ZM82 87V86H81ZM84 87V86H83ZM94 88V87H93ZM246 88V87H245ZM88 89H89V87H88ZM97 89V88H96ZM96 89H94V90H96ZM213 89V88H212ZM216 89V88H215ZM52 90H53V88H52ZM75 90V89H74ZM80 90V89H79ZM85 90V89H84ZM93 90V91H94ZM177 90H178V88H177ZM218 90V89H217ZM234 90V89H233ZM247 89H245V91H246ZM97 91V90H96ZM103 91V90H102ZM114 91V90H113ZM178 91H180V89L178 90ZM206 91V90H205ZM212 91V90H211ZM210 91V92H211ZM237 91V90H236ZM238 91H240V90H238ZM8 92V94H7V96H4L5 94L4 93H7ZM9 92H11L12 93V96L11 95H9L10 93ZM170 92V91H169ZM207 92H209V91H207ZM244 92V91H243ZM83 93H85V92H83ZM89 93V92H88ZM178 93V92H177ZM181 93V92H180ZM244 93V94H245ZM4 94V95H3ZM14 94V95H13ZM16 94V95H15ZM44 94V93H43ZM50 94H52V93H50ZM78 94H80V93H77V95ZM90 94V93H89ZM170 94V93H169ZM168 94V95H169ZM172 94V93H171ZM209 94V93H208ZM207 94V96H206V94H205V98H206V101L208 102V103H210V104H213V101L214 100H216L215 99V96L213 95V92H211V94H209L208 95ZM47 95V94H46ZM45 95V96H46ZM76 95V94H75ZM112 95H113V93H112ZM115 95V94H114ZM113 95V97L112 96H110L109 98L110 99H113L114 97L116 98V96H114ZM116 95H117V93H116ZM166 95V94H165ZM178 95V94H177ZM176 95V96H177ZM240 95V94H239ZM238 95V96H239ZM243 95V94H242ZM39 96V95H38ZM71 96V95H70ZM118 96V95H117ZM164 96V95H163ZM163 96H159V98L161 97H163ZM167 96V95H166ZM166 96L164 97V98H166ZM221 96V95H220ZM49 97V96H48ZM78 97H80L79 95H78ZM93 97H95L94 95L92 96V98ZM102 97V96H101ZM108 97V96H107ZM170 97V96H169ZM179 97V96H178ZM235 97V96H234ZM90 98V97H89ZM96 98V97H95ZM108 98V99H109ZM114 98V100H116V101H120L121 103H123L124 101V99H123V97L122 96H119V97H117L116 99ZM177 98V97H176ZM240 99H241V97H239ZM238 98V99H239ZM74 99V98H73ZM81 99V98H80ZM98 99V100H97ZM96 100L95 99H91V100H88V101H86V102H82L81 104H80V102L78 103V104H80V105H78V106H82L84 109H85V111L84 112H88L89 113V115L88 114H86L85 115V117L88 115V119L90 120V117H92L91 119H96L95 121H97L99 118H101L102 117V115H101V111H103V109L105 108V105H104V108H102L103 107V104H104V102L106 101V100H104L103 98H101V100H99V98H97ZM107 99V100H108ZM110 99H109V102H110ZM168 99V98H167ZM204 99V98H203ZM11 100V101H12ZM22 100V101H23ZM29 100H31V102H29ZM69 100V99H68ZM70 100H72V98L70 99ZM104 100V101H103ZM160 100V99H159ZM162 100L163 99H161L160 100V102L162 103ZM166 100V99H165ZM165 100H163V101H165ZM169 100V99H168ZM4 101V102H5ZM101 101L103 102V104H102V107H101ZM116 101H114L113 102V100L111 101V102H113V103H116ZM170 101V100H169ZM174 101V100H173ZM176 101V100H175ZM217 101V100H216ZM220 101V100H219ZM238 101L239 100H237V107H236V111H238V113L236 114L235 112V114L238 116V120L239 121H242L243 120V114L241 113V112H243L244 110H243V108H244V106L242 105H239V103H241L240 101H239V103H238ZM256 101H255V103H256ZM0 102H2V101H0ZM34 102V101H33ZM41 102H43V101H41ZM107 102V101H106ZM105 102V103H106ZM109 102H107L106 104L108 105V103ZM49 103H51L52 104V102H49ZM48 103V104H49ZM71 103V102H70ZM74 103H77L76 101L74 102ZM125 103H127V102H125ZM160 103V104H161ZM4 104V103H3ZM3 104H1L0 103V105H2V106H0V107H3ZM14 104V105H13ZM33 104V105H32ZM53 104H54V102H53ZM52 104V105H53ZM56 104V103H55ZM72 104V103H71ZM117 104V103H116ZM168 104V103H167ZM209 104V105H210ZM257 104H258V102H257ZM261 104V105H262ZM9 105H12V106H9ZM44 105H45V102H44ZM110 105H112V103H110L108 106L110 107ZM132 104L130 103V106H131ZM163 105H164V102H163ZM162 105V106H163ZM5 106V105H4ZM50 106V105H49ZM49 106H45V107H47V109H48V107ZM58 106V105H57ZM66 106V105H65ZM76 106V104L74 105V107ZM113 106V105H112ZM125 106H127V105H125ZM125 106H118L119 108H117L118 109V115H115V112H113V114L116 116V120H114L113 118L114 117H110V116H114V115H112V110H111V113H109L110 112V110H109V112H107V113H109V117H110V119L112 118V120H110V119H106L105 118V124H102L101 122V124L100 123H98V122H96V124L94 123L92 126H90V124L92 123H86V122H84L83 123V129L82 130H84L85 131V133H88L89 134V136L91 135V136H93L94 137V139L96 138H100L101 139V141L100 140H98L99 141V144L97 143V140L95 141V144L94 145H99V150L101 151V154H99V157L100 156H102V158H100V160H101V162H103V161H105L106 159L108 160V157L107 156H109L110 157V155H107V154H109V151L111 150V152L110 153H112L113 151H114V149H116L114 152L116 153V156H115V159L117 158V156L120 154H123V152L124 151H126V150H128L129 148H134V149H132V154H133V152H136V154H133V157H132V155H130V159H129V162L130 163H128L125 167H128V170H129V172H131L132 170L134 171L135 169H133V168H136V169H138L137 171V173H140V169H142L143 168V166H142V162H145V160L144 161H142V158H140V157H137L138 155H140V154H144V149L142 148V146H144V145H147V141H149L150 142V140H149V136H150V138H151V136H155L156 135V133H158L159 135H160V133L161 132H158L157 130H162V129H164V128H162V123L161 124H159L161 121H163L164 119H165V117H166V110H165V106L164 107H160V108H158V109H156V110H154V109H152L151 111H149L148 112V119H149V124H147L148 126H146V128H147V130L146 131H144V133H143V135L146 137H144L143 139H140V140H137L136 138H134V137H132V138H134V140L133 139H131V140H127L128 139V134H129V137L131 136L130 135V133L129 132H131V128L130 129H128V127H130L131 125V123H133L132 121L134 120V115L132 114V113H129V112H127L124 108H125ZM129 106V105H128ZM173 106V105H172ZM204 106V105H203ZM208 106V105H207ZM212 106H214V105H211L210 107H207V108H210V109H212L211 111H213V107ZM239 106H241L240 108H239ZM5 107V108H6ZM64 107V106H63ZM62 107V108H63ZM116 107V106H115ZM5 108H0L1 109V111L2 112H4V113H6V111H3L2 109H4V110H6ZM23 108V109H22ZM58 108V107H57ZM60 108V107H59ZM73 108V107H72ZM71 108V109H72ZM77 108V107H76ZM81 108V107H80ZM80 108H78V109H76V110H79ZM82 108V109H83ZM113 108H114V106H113ZM217 108V107H216ZM246 108H248V107H245L244 109H246ZM22 109V111H20ZM39 109H37L38 111L37 112H39L40 110ZM50 109V108H49ZM66 109V108H65ZM71 109H69V110H71ZM74 109V108H73ZM72 109V110H73ZM83 109V110H84ZM108 108H106V109H104V111H106ZM112 109V108H111ZM115 109V108H114ZM206 109V108H205ZM258 110H264V105H262V107H259V108H257ZM256 109V110H257ZM75 109H74V111L75 112H77ZM116 110V109H115ZM171 110V109H170ZM200 110H201V108H200ZM203 110V109H202ZM207 110H209V109H207ZM217 110H219V109H217ZM243 110V111H242ZM248 110H249V108H248ZM42 111V110H41ZM53 111H54V109H53ZM58 111V110H57ZM56 111V112H57ZM59 111H62V110H59ZM80 111V110H79ZM104 111H103V114H104ZM114 111V110H113ZM216 110L214 109V111L213 112H215ZM235 111V110H234ZM64 112V111H63ZM67 112H68V110H67ZM72 112V111H71ZM84 112L82 113V114H84ZM206 112V111H205ZM245 112H247L246 110H245ZM245 112H243L244 114H246V116L248 115V117H249V114H247V113H245ZM1 113V112H0ZM28 113V114H29ZM40 113V112H39ZM55 113V112H54ZM62 113V112H61ZM208 113V112H207ZM27 114V115H28ZM33 114H34V112H33ZM58 114V113H57ZM78 114V113H77ZM171 114V113H170ZM168 115V117L169 116H171V118L173 117V113L171 114V115ZM174 114H176V113H174ZM206 114V113H205ZM211 114H212V112H211ZM5 115V114H4ZM26 115V114H25ZM38 115H40V114H38ZM42 115V114H41ZM44 115V114H43ZM51 115H53L52 113H51ZM202 115V114H201ZM200 115V116H201ZM218 115V114H217ZM234 115V114H233ZM36 116V114L33 116L32 114H31V121H32V119H33V117H35ZM61 116V115H60ZM74 116V115H73ZM107 115L105 114V116H103V117H106ZM175 117L177 116V115H174ZM180 116V115H179ZM184 116V115H183ZM183 116H180V117H183ZM54 117V116H53ZM64 117H66L65 115L63 116V118ZM68 117H69V115H68ZM71 117V116H70ZM81 117H83V116H80V119H81ZM108 117V118H109ZM190 117V116H189ZM191 117H193V116H191ZM56 118V117H55ZM67 118V117H66ZM73 118V117H72ZM170 118V117H169ZM194 118V117H193ZM196 118V117H195ZM198 118V117H197ZM65 119V118H64ZM79 119V118H78ZM88 119H87V121H88ZM167 119V118H166ZM202 119V118H201ZM247 119V118H246ZM250 119V118H249ZM25 120H23V121H25ZM39 120V119H38ZM83 120H85V119H83ZM191 120V119H190ZM30 121V122H31ZM91 121V120H90ZM116 121V122H115ZM21 122V121H20ZM94 122V121H93ZM189 122V121H188ZM194 122V121H193ZM15 123V122H14ZM158 123V124H157ZM228 123V122H227ZM244 123V122H243ZM19 124V123H18ZM18 124H16L17 125V127L19 126V129H20V131H21V127L23 128L22 129V132H23V134H25V136L23 135V134H21L20 133V131H18V130H16L17 131V133H19V137L20 138H22V137H24V141H25V138H26V140L27 139H29V137L27 138L26 137V135L28 136H30V138L32 137L31 136V134H40V133H42V134H45V133H52V132H57V130H59L57 127H50V128H48V129H44L43 130V128H42V126L41 125H38V124H31V125H29V124H26V125H28L27 127H23V126H21L20 127V125H25L24 123L22 124H20V125H18ZM78 124V123H77ZM157 124V125H156ZM183 124V123H182ZM187 124V123H186ZM190 124V123H189ZM205 124V123H204ZM210 124V123H209ZM16 125H15V128L14 129H16ZM54 126H56L55 124H53ZM102 127H101V126ZM130 125V126H129ZM155 126L156 125V127H157V130L156 129H152V127L151 126ZM183 125H185V124H183ZM243 125V124H242ZM80 126H82V125H80ZM133 126V125H132ZM186 126V125H185ZM191 126V125H190ZM74 128V127H73ZM82 128V127H81ZM145 128V129H146ZM239 128V127H238ZM237 128V129H238ZM18 129V128H17ZM72 129V128H71ZM78 129V128H77ZM182 129V128H181ZM192 129V128H191ZM154 130H156L155 132H154V134L152 133ZM183 130V129H182ZM11 131H12V128H11ZM15 131V130H14ZM14 131H13V134H15V135H18L16 132L14 133ZM129 131V132H128ZM163 131V130H162ZM176 131V130H175ZM216 131V130H215ZM3 132L1 133V137L3 136L4 137V135H3ZM7 132V133H6ZM59 132V131H58ZM82 132V131H81ZM210 132V131H209ZM221 132V131H220ZM215 133V132H214ZM12 134V133H11ZM188 134V133H187ZM211 134V133H210ZM6 135H5V137L2 139V140H0L1 141V145H3L2 147H4L3 149H2V147H1V145H0V151H2V152H0L1 153V156H0V165L2 164V166H0V169H3V168H1V167H4V166H8L9 164H10V162L11 163H13L14 162V165H15V161L18 159V158H20L22 155L21 154H19L20 152L19 151H21V153H22V150H24V148L26 149L28 146H26V147H22L20 150L17 148V147H19V145H20V143L21 142H24L23 141V138H22V141H21V139L18 137V139H20L19 141H21L18 145H16L15 146V144L14 143H17V142H13V144H14V146L12 145V144H9L10 142H12V141H10L11 140V138H12V136L10 137V142L8 143L7 141V144H9V145H12V147H14V148H11V147H7V146H9V145H7V144H5L6 142H2V141H4V140H8L9 138H8V135H7V138H6ZM14 135V136H15ZM22 135V136H21ZM132 135H135L134 133H132ZM141 136H143L142 135V133L140 134ZM139 135V136H140ZM174 135V134H173ZM182 135H184V134H182ZM194 135V134H193ZM204 135V134H203ZM136 136V135H135ZM162 136V135H161ZM160 136V137H161ZM218 136V135H217ZM228 136V135H227ZM1 137H0V139H1ZM17 137H13L12 138V140H14V138H17ZM85 137V136H84ZM87 137H88V135H87ZM123 137L124 138H126L125 140L123 139ZM165 137V136H164ZM186 137V136H185ZM230 137V136H229ZM233 137V136H232ZM33 138V137H32ZM61 138V137H60ZM90 138H92V137H90ZM113 138H117L118 140H116V139H113ZM189 138V137H188ZM247 138H249V137H247ZM34 140H35V138H33ZM44 139V138H43ZM47 139V138H46ZM58 139V138H57ZM103 139V140H102ZM138 139H139V137H138ZM250 139H252V138H250ZM158 140V139H157ZM207 140V139H206ZM18 141V140H17ZM29 141V140H28ZM33 140L31 139L29 142H32ZM37 141V140H36ZM35 141V143L37 144V142ZM61 141V140H60ZM94 141H92V142H94ZM154 141V140H153ZM186 141V140H185ZM219 141V140H218ZM228 141V140H227ZM260 140L258 139L257 140V138H254V139H252V143H253V145H252V147L254 148V151H255V155H261V142H259ZM43 142H45V141H43ZM42 142V144H44ZM86 142V141H85ZM90 142V141H89ZM88 142V143H89ZM100 142L102 143V144H100ZM189 142V141H188ZM230 142V141H229ZM232 142V141H231ZM262 142H264V141H262ZM2 143H4L5 145H6V147L4 146V144H2ZM25 143V142H24ZM24 143H22V144H24ZM97 143V144H96ZM213 143V142H212ZM26 144V143H25ZM31 144V143H30ZM29 144V145H30ZM46 144V143H45ZM45 144H44V146H45ZM92 144V145H93ZM34 145V144H33ZM33 145H30V146H32V147H34ZM37 145H41V144H37ZM49 145V144H48ZM57 145V144H56ZM85 145V144H84ZM100 145H102L101 147H100ZM188 145V144H187ZM251 145V144H250ZM21 146H23V145H21ZM29 146V147H30ZM43 146V147H44ZM46 146H47V144H46ZM88 146V145H87ZM91 146V145H90ZM89 146V147H90ZM216 146V145H215ZM230 145H228V147H229ZM236 146V145H235ZM36 147V146H35ZM42 147V150L44 149ZM50 147V146H49ZM114 148V149H110V150H108L109 148ZM154 147V146H153ZM213 147V146H212ZM223 147V146H222ZM15 148H17L16 150H14ZM20 148V147H19ZM38 148V147H37ZM36 148V149H37ZM39 148H41V146L39 147ZM48 148V147H47ZM93 148H94V146H93ZM251 148V147H250ZM9 149H13V151H10ZM50 149H51V147H50ZM97 149V150H98ZM218 149V148H217ZM228 149V148H227ZM227 149H225V150H227ZM3 150H4V152H3ZM6 150V151H5ZM32 149H30V151H31ZM38 151L40 150V149H37ZM57 150V149H56ZM96 150V149H95ZM216 150V149H215ZM236 148H232L231 147V149H228V151H227V159H228V163H227V172H232L233 173V170L234 169H236V166H235V168H234V164H233V162H234V159H235V157L237 158V155H235V153H236ZM8 151V152H7ZM14 151H16V152H14ZM29 150L28 151H26L27 152V154L25 153V150H24V152L22 153L24 156H22L21 158H20V160L22 159V158H27V156H32L33 154H32V151H31V153H28V152H30ZM34 151V150H33ZM44 151V150H43ZM46 151H48V150H46ZM50 151V150H49ZM53 152H54V149L52 150ZM51 151V152H52ZM88 151V150H87ZM217 151V150H216ZM224 151V150H223ZM261 151V152H260ZM10 154L9 156H7L8 154ZM10 152V153H9ZM11 152H14V153H11ZM19 152V153H18ZM37 152V151H36ZM42 152V151H41ZM94 152V151H93ZM96 152V151H95ZM114 152L111 154V157L113 156L114 157ZM120 152V153H119ZM129 151H127V153H128ZM148 152H149V150H148ZM209 152V151H208ZM219 152V151H218ZM25 153V154H24ZM34 153V152H33ZM38 153H40V152H37V154ZM98 153V152H97ZM153 153V152H152ZM7 154V155H6ZM11 154L13 155H15V156H13V158H14V160L12 159V161H10L9 163H7L6 164V162L5 161H7V160H11V158H12V156H11ZM18 154L19 155H21L20 157L18 156ZM49 154V153H48ZM129 154H130V152H129ZM146 154V153H145ZM144 154V156H146ZM206 154V153H205ZM212 154V153H211ZM262 154H264V153H262ZM5 155V156H4ZM17 155V156H16ZM27 155V156H26ZM47 155V154H46ZM54 155H55V153H54ZM97 155V154H96ZM135 155V156H134ZM152 155V154H151ZM214 155V154H213ZM226 155V154H225ZM29 156V158H31ZM50 156V155H49ZM98 156V155H97ZM123 156V155H122ZM125 156V155H124ZM123 156V157H124ZM149 156H150V154H149ZM10 157V158H9ZM54 157V156H53ZM99 157H98V159H96V161L97 160H99ZM107 157V158H106ZM141 157H142V155H141ZM197 157V158H196ZM203 157V156H202ZM215 157V156H214ZM222 157V156H221ZM17 158V159H16ZM29 158L27 159V160H29ZM55 158V157H54ZM153 158V157H152ZM194 158V157H193ZM200 158L201 157H198V154H197V156H195V162H193L194 163V167H193V176H195V174H194V172L196 173V175H198L197 177H199L200 178V173H203V172H205L206 170V172H205V174H208V173H211V172H209L210 170L212 171V167H213V165H211V163L210 162H207L206 163V161H204L203 162V160H202V162H201V160H200ZM206 158V157H205ZM209 158V157H208ZM212 158V157H211ZM225 158V157H224ZM260 157H257V159L255 158L254 160H252V163L250 162V164L248 165L249 166V168L248 169H252L251 171H254L255 169H259V168H264V159H259ZM16 159V160H15ZM102 159H104V160H102ZM146 159V158H145ZM149 159V158H148ZM197 159V160H196ZM239 159V158H238ZM35 160H36V158H35ZM82 160V159H81ZM80 160V161H81ZM106 160V161H107ZM158 160V159H157ZM200 160V161H199ZM236 160V159H235ZM24 161V160H23ZM30 161V160H29ZM29 161H27V162H29ZM90 161V160H89ZM94 161V160H93ZM119 161H121V160H119ZM127 161V160H126ZM210 161V160H209ZM8 162V161H7ZM45 162V161H44ZM51 162V161H50ZM116 162V161H115ZM133 164H132V163ZM148 162V161H147ZM150 162V161H149ZM212 162V161H211ZM6 165H5V164ZM22 163V162H21ZM26 163V162H25ZM33 163V162H32ZM105 163V162H104ZM106 163H108V161L106 162ZM125 163V162H124ZM136 163H138V164H136ZM140 163V164H139ZM156 163V162H155ZM161 163V162H160ZM192 163V162H191ZM192 163V164H193ZM204 163H206L205 164V166H203L204 165ZM213 163V162H212ZM51 164V163H50ZM100 164V163H99ZM102 164V163H101ZM126 164V163H125ZM132 164V165H131ZM4 165V166H3ZM17 165H18V163H17ZM91 165V164H90ZM108 165V164H107ZM142 166L141 168L140 167H138V166ZM226 165V164H225ZM11 166V165H10ZM21 166V165H20ZM26 166V165H25ZM34 166V165H33ZM94 166H96V165H94ZM101 166V165H100ZM115 166V165H114ZM118 166V165H117ZM129 166L131 167L130 169H129ZM147 166V165H146ZM151 166V165H150ZM154 166V165H153ZM193 166V165H192ZM214 166H215V164H214ZM261 166V167H260ZM12 167V166H11ZM17 167V166H16ZM92 167V166H91ZM96 167H98V166H96ZM108 167V166H107ZM109 167H111L110 166V164H109ZM121 167H124V166H120L119 167V169H116V170H114V167H113V170H114V172L116 171V172H118L119 170H120V168ZM123 168L122 170H123V172H124V169H125V171L127 170V168ZM144 167H145V165H144ZM149 167V166H148ZM147 167V168H148ZM154 167H156V165L154 166ZM175 167V165H174V162L172 163V162H169V165H168V168H169V171H170V173H172V175L174 174L173 172L175 171L176 172V169L177 168H174ZM259 167V168H258ZM7 168V167H6ZM52 168V167H51ZM93 168V167H92ZM146 168V169H147ZM195 168V169H194ZM206 169L205 171H203L202 172V170L203 169ZM243 168V167H242ZM242 168H241V170L240 171H242ZM5 169V168H4ZM94 169V168H93ZM98 169V168H97ZM99 169H101V168H99ZM152 170H153V167L151 168ZM155 169V168H154ZM175 169V170H174ZM216 169V168H215ZM245 169V168H244ZM254 169V170H253ZM50 170V169H49ZM59 170V169H58ZM57 170V171H58ZM110 170H111V168H110ZM110 170H108L109 171V173H111L110 172ZM118 170V171H117ZM122 170H120V171H122ZM131 170V171H130ZM140 170V171H139ZM144 170V169H143ZM142 170V171H143ZM178 170V169H177ZM195 170V171H194ZM1 171V170H0ZM3 171V170H2ZM7 171V170H6ZM118 172V173H121V172ZM132 171V173L134 174V175H136V170L133 172ZM141 171V172H142ZM147 171H150V172H152L153 173V171H151L150 169L149 170H147ZM155 171H156V169H155ZM214 172L216 171V170H213ZM236 171V170H235ZM244 171V170H243ZM250 171V172H251ZM257 171V170H256ZM157 172V171H156ZM167 171H165V174L166 175H168V172L166 173ZM239 172V171H238ZM95 173V172H94ZM113 173V172H112ZM131 173V174H132ZM213 173V172H212ZM220 173V172H219ZM241 173V172H240ZM244 173H246V172H244ZM20 174V173H19ZM122 174V173H121ZM124 174V173H123ZM147 174H149V173H146V174H144L145 176L147 175ZM157 174V173H156ZM155 174V175H156ZM161 175H162V173H160ZM187 174V173H186ZM192 174V173H191ZM226 174H228V173H226ZM243 174V173H242ZM1 175V174H0ZM100 175V174H99ZM111 175V174H110ZM125 175V174H124ZM139 175V174H138ZM152 175V174H151ZM150 175V176H151ZM158 175V174H157ZM190 175V174H189ZM200 175V176H199ZM210 175V174H209ZM103 176V175H102ZM117 176H118V174H117ZM123 176V175H122ZM140 176V175H139ZM148 176V175H147ZM149 176V177H150ZM169 176V175H168ZM174 176V175H173ZM192 176V177H193ZM212 176V175H211ZM216 176V175H215ZM64 177V176H63ZM97 177H98V175H97ZM104 177V176H103ZM110 177V176H109ZM116 177V176H115ZM120 177V176H119ZM137 177V176H136ZM136 177H135V180H136ZM141 177H142V175H141ZM153 177H154V174H153ZM170 177V176H169ZM175 177V176H174ZM197 177H196V180H195V178L193 179V183H189V182H191V180L192 179H190L191 178V176L188 178V177H186V178H188L189 179V181H188V179H186L187 180V183H189L188 185V188L186 187V189H187V191H188V189L189 190H191V192H192V190H193V192H195V190L197 191V188L199 189V188H201V190H202V192L201 193H205V194H207V192L209 193L211 190H213L214 189V192H215V194H211V196H212V199L209 197V194H207V196L206 195H204V194H200V192L198 193V191L200 190H198L197 192H195V194L196 193H198L196 196H195V194L194 193H192V194H194V196L193 195H190L189 197H187V195L185 194V199L187 198L188 200H191V196H193V198H196L197 199V203L199 202V206H200V208H199V210L203 207L204 208V206L206 207V209H208L209 210V208H208V206L210 205V203L211 204H213V208L216 206V209H217V211L219 212V215H217L218 213H216V210H214V209H211L213 212H214V214H216V216H219V217H221L222 218V221H223V215H226L225 213H228V212H226V210H225V212H223V211H221V209L222 210H224L223 208V206L224 205H226V206H228V208L227 209H229V208H231L230 210H234V208L232 209V207H230V205H237V206H239V205H245V207L247 206V205H249V206H251V208H254L255 210H256V207H258L257 205L259 204V203H257V200H256V202L255 203H253V202H251L248 198H250L248 195V197L247 196H244V194H242L241 193V195H238L237 193H234L235 191H233L234 189H235V186H236V189L238 188V186L237 185H235V186H233L234 185V180H237L236 178L234 179V178H231V179H233V180H231L230 178H229V180H228V183H226V185L227 184H229L228 185V187L227 186H225L224 185V187L226 188H229L230 190H228L227 192H226V196H225V194H223V192H221V195H219V198H218V202L220 203H218L217 205H214V201H212V200H215L216 201V199H213V197H214V195H216V193L218 192V190L219 189H221V191H223V190H225L224 189V187L223 186H221V185H218L219 183H217V184H215V186L216 185H218L217 187H219V188H214L213 186H214V183H213V185H212V189L210 188V186L211 185H209V190H207V192L205 191V188L207 187V186H205V183H208V182H205V179L206 178H203L204 180H202V178H200L202 181L200 182V179H199V182H197V183H195L194 181H197ZM256 177V176H255ZM61 178V177H60ZM100 178V177H99ZM108 178V177H107ZM106 178V179H107ZM148 178V177H147ZM176 178V177H175ZM175 178L173 179V180H175ZM210 178V177H209ZM0 179H3V178H0ZM94 179V178H93ZM95 179H96V177H95ZM94 179V180H95ZM105 178H102L101 180H104ZM114 179V178H113ZM113 179H110V181L111 180H113ZM120 179V178H119ZM118 179V180H119ZM140 179V178H139ZM139 179H137L138 181H139ZM142 179H144V178H142ZM170 179H172V178H170ZM208 179V178H207ZM222 179H223V177H222ZM225 179V178H224ZM94 180H93V183H94ZM100 180V181H101ZM134 180V178H133V180L131 181V182H133L134 184H136L137 183V180L135 181ZM177 180V179H176ZM183 180V179H182ZM185 180V181H186ZM243 180H245V179H243ZM71 181V180H70ZM110 181H109V183H110ZM120 181V180H119ZM119 181H117V184L115 183V181H114V183H110V186L111 185H117V186H115L116 187V189H117V187H118V189H117V191H118V193L116 192V191H114L113 189L110 191V193L111 192H113L114 191V193L116 192V194H119L120 192H119V188H121L122 187V183H126L127 184V182H126V180H125V182H122V179H121V182H119ZM136 183H135V182ZM150 181V180H149ZM149 181L148 180H144V183H148V185H149ZM160 181H162V180H160ZM167 181V180H166ZM113 182V181H112ZM128 182H130L129 180H128ZM139 182H141V181H139ZM152 182V181H151ZM174 182V181H173ZM179 182V181H178ZM178 182H175L176 183V185H177V183ZM184 182V180L182 181V182H179V184L180 183H183ZM204 183V185H202V186H200L199 185V183H201V184H203ZM210 182H212V181H210ZM243 182V181H242ZM1 183H3V180L1 181ZM6 183V182H5ZM65 183V182H64ZM92 183V182H91ZM92 183V184H93ZM103 183L105 184V182L103 181ZM153 183V182H152ZM159 182H157V184H158ZM186 183V184H187ZM195 183V186L196 185H199V187L198 186H196V189L194 188V186H193V184ZM236 183L238 184V185H242V184H245V183H241V180H240V184H239V181H236ZM235 183V184H236ZM71 184V183H70ZM92 184H90V186L88 187L87 186V188H84L85 190H87V191H92V192H94L95 194H92V196L94 195V197H98V196H105L106 195V189L108 188L109 189V184H105V185H102V182H95L94 183V185L92 186ZM138 184V183H137ZM153 184H156V183H153ZM173 184V183H172ZM172 184H169V185H172ZM178 184V185H179ZM191 184H192V187L194 188H192L191 187ZM208 184H210V183H208ZM207 184V185H208ZM2 185H4V184H2ZM2 185H0V186H2ZM6 185V184H5ZM67 185V184H66ZM108 185V187H105V186H107ZM133 187H128L127 185H125L126 186V188L128 187V190H127V192L129 193L130 191L132 192H130L131 193V195L133 194V196L134 195H136L135 194V192H134V190H135V186L133 185V184H131ZM130 185V186H131ZM160 185V184H159ZM158 185V186H159ZM174 185V184H173ZM175 185V186H176ZM185 185V184H184ZM183 185V186H184ZM247 185V184H246ZM74 186V185H73ZM92 186V187H91ZM141 186V185H140ZM145 186V185H144ZM151 186H152V184H151ZM151 186H149L148 188H150L149 190H150V192H149V194H152L151 195V197L152 196H157L156 194L158 193H160V194H162L163 193V191L164 190H167L166 189V187L165 188H163L164 190L162 191V193L161 192H159V191H161V189H159V191L157 192L156 190H154V187H152V189H151ZM155 186V185H154ZM157 186V187H158ZM163 186V185H162ZM161 186V187H162ZM168 186V185H167ZM187 186V185H186ZM204 186H205V188H204ZM220 186L221 187H223V189L222 188H220ZM232 187L233 189H231L230 187ZM239 186V187H240ZM243 186V185H242ZM70 187V186H69ZM147 187V186H146ZM145 187V188H146ZM156 187V186H155ZM157 187H156V189H157ZM160 187V186H159ZM170 187H172V186H170ZM174 187V186H173ZM249 187V186H248ZM72 188V187H71ZM77 188V187H76ZM129 188H130V191H129ZM140 188H141V190H140ZM139 188V190H138V188H137V190H138V192H137V195H139V196H137L136 195V197L137 198H135V196H134V198H133V196L131 197V195H130V193L128 194V197L126 198V199H123V201L121 200L120 202H119V204L117 203L116 205H114V206H116L115 208H113V209H116L117 210V213H116V215L118 214V215H120L119 217H121V218H119L120 220L122 219V221L121 222H119V220H118V223L120 224L121 223V228H120V226H119V232H113L115 235H116V237L114 236H112L113 234H111V232L112 231H110L109 233L110 234H108V233H106L105 232V234H107L106 236H105V234H104V232L102 233L103 234V236H104V238H103V236H101L102 237V241H104L105 243H108V244H105L104 243V247H106V245L109 247L110 246V243L112 244V245H114V242L113 241H115L114 239H110L111 237L112 238H116L117 239V235L120 233V234H123V221H125V222H130L131 224L130 225H128L127 226V229L125 230V233H127V234H134V236L135 237H137L138 239H140L141 241H145L146 240V238L147 237H152L153 239H154V241L158 244V245H160L162 248H164V250L166 249V252L167 253H170L171 252V249L169 248V247H171V246H169L168 244H167V241L166 240H170V241H177L176 239H175V236L176 235H183V237H184V242L186 241V244L188 245V244H191L192 242H193V240L195 239L194 237H196V236H193V234L195 233L196 235H197V232H199L200 231V234H202L203 233V231H202V225L199 223L202 219H204L205 217H203L201 220H198V221H195V223L193 224V223H191V222H189V223H173L174 225H178L179 226V228L178 229H176L175 231L174 230H172V229H170L169 228V226L171 225V224H165L164 223V221L166 220V217H164V216H162V214L160 213V212H157V213H149V210H150V208L152 207V208H156V207H162L163 205H161V204H159V200H160V198H157V203H155L156 202V198L154 199V197H152L153 199H154V201L151 199V197H149V199H150V201H149V199L147 198V200L149 201H147L145 198L147 197V196H145V195H147V193L145 194L144 193V191H146V190H144V189H142L143 188V186L142 187H140ZM203 188V189H202ZM226 188V189H227ZM241 188V187H240ZM243 188V187H242ZM247 188V187H246ZM7 189V188H6ZM5 189V190H6ZM82 189V188H81ZM147 189V188H146ZM179 189V188H178ZM178 189L175 191V188H174V193H176L177 191H178ZM183 189H185V188H182V190ZM185 189V190H186ZM216 189V190H215ZM235 189V190H236ZM239 189V188H238ZM121 190H123V189H121ZM125 190V191H126ZM144 190V191H143ZM181 190V187H180V189H179V191L178 192H180V191H182ZM203 190L205 191V192H203ZM232 190V191H231ZM3 191V190H2ZM74 191V190H73ZM84 191V190H83ZM139 191H142L144 194H142L141 195V193L142 192H140L139 193ZM155 194L156 192V194L154 195L152 192ZM155 191V192H154ZM173 191V190H172ZM226 191V190H225ZM229 191H230V195L229 196H227V193H229ZM243 191V190H242ZM212 193H213V191H211ZM2 193V192H1ZM73 193V192H72ZM88 193V192H87ZM109 193V192H108ZM114 193H112V194H109V195H114ZM172 192H170L169 194H171ZM190 193V192H189ZM83 194H85V195H87L86 193H84L83 192ZM121 195H122V193H120ZM169 194H168V196H169ZM200 194V195H199ZM224 196H223V195ZM3 195H4V193H3ZM51 195V194H50ZM72 195V194H71ZM89 195H90V193H89ZM108 195V194H107ZM109 195L107 196V197H109ZM126 195V194H125ZM130 195V196H129ZM141 195V196H140ZM172 195V194H171ZM175 195V194H174ZM184 195V194H183ZM199 195V196H198ZM243 195V196H242ZM246 195V194H245ZM251 195V194H250ZM144 197V199L146 200V201H144V199H141L140 197ZM181 196V195H180ZM203 197V198H198V197ZM204 196H206V200L208 201V200H210L211 199V201L212 202H207L206 201V203L208 204H206V203H204V206H202L203 205V203L201 204L200 203V201L203 199L204 200ZM218 196V195H217ZM220 196H223V197H220ZM19 197H21V198H25V197H22V195H20ZM69 197V196H68ZM71 197V196H70ZM88 197V196H87ZM111 197V196H110ZM142 197V198H143ZM160 197H162L163 198V194H162V196H160ZM170 197V196H169ZM182 197V196H181ZM209 197V199H207ZM1 198V197H0ZM5 198V197H4ZM79 198V197H78ZM113 198V197H112ZM112 198L110 199V200H112ZM124 198V197H123ZM141 199V204L139 205L138 204V206L140 207V208H138V210H142V211H138L137 209V211H138V213H134V212H132V210L134 211V207H135V205H137L136 204V201L137 200H140ZM162 198H161V200L160 201H162ZM171 198V197H170ZM177 198H178V196H177ZM183 198V197H182ZM255 198V197H254ZM1 199H3V198H1ZM0 199V200H1ZM6 199V198H5ZM135 199H136V201H135ZM159 199V200H158ZM172 199V198H171ZM181 199V198H180ZM187 199L185 200V201H187ZM199 199V200H198ZM256 199V198H255ZM259 199V198H258ZM4 200V199H3ZM6 200H8V199H6ZM26 200V199H25ZM27 200H28V198H27ZM57 200V199H56ZM91 200V199H90ZM99 200V199H98ZM98 200L96 199V201L98 202ZM152 200V201H151ZM164 200V199H163ZM182 200V199H181ZM180 200V202H182ZM253 200V199H252ZM260 200V199H259ZM262 200V199H261ZM51 201V200H50ZM53 201H55V200H53ZM51 202L50 203V215H51V219H52V221H51V223L53 224H51L50 223V227H51V225H52V228L54 229V227H55V229L56 228H63V229H79L80 228V220H78V218H77V216L74 214V213H69V211L65 208V206L63 205H61L60 204V202L59 203H57V202ZM100 201V200H99ZM135 201V202H134ZM174 201H176V203H173V204H177V200H174ZM183 201H184V199H183ZM184 201V202H185ZM255 201V200H254ZM4 201H2L1 203H3ZM108 202V201H107ZM151 202V203H150ZM152 202H153V204L155 205V204H159L160 206H157V205H155L154 207H153V205H152ZM163 202V201H162ZM168 203L169 202H171V200H168L167 201ZM179 202V201H178ZM192 202H195V200H193V201H191V203ZM201 202H205V200L204 201H201ZM261 202V201H260ZM0 203V204H1ZM64 203V202H63ZM81 203V202H80ZM86 203V202H85ZM95 203V202H94ZM112 203H115V202H113L112 201ZM135 203V204H134ZM165 203V202H164ZM168 203H165L164 204V207H165V205L168 207ZM52 204V205H51ZM60 204V205H59ZM65 204V203H64ZM93 204V203H92ZM98 204H99V202H98ZM128 204V205H127ZM132 204H134V206L132 207L131 205ZM170 204V203H169ZM206 204V205H205ZM216 204V203H215ZM221 204L223 205V206H221ZM254 204H257L256 205V207H255V205ZM66 205V204H65ZM150 205H151V207H150ZM179 205V204H178ZM193 205V204H192ZM195 205V204H194ZM260 205V204H259ZM21 205H19V207H20ZM97 206V205H96ZM125 206H127V207H125ZM130 206V207H129ZM219 206H221V207H223V208H220ZM241 206H240V208H241ZM242 206V207H243ZM22 207V206H21ZM21 207H20V209H21ZM68 207H69V205H68ZM113 207V206H112ZM170 207V206H169ZM174 207V206H173ZM191 207V206H190ZM193 207H195V206H193ZM210 207V206H209ZM211 207H212V205H211ZM210 207V208H211ZM245 207H244V209H243V211L245 210ZM18 208V207H17ZM96 208V207H95ZM142 208H144V209H142ZM163 208V207H162ZM197 207H196V209H198ZM218 208H219V210H218ZM247 208V207H246ZM13 209V208H12ZM93 209V208H92ZM113 209L112 210H110L112 213H113ZM158 209V208H157ZM161 209V208H160ZM164 210H165V208H163ZM163 209H161L162 211H163ZM179 209V208H178ZM177 209V210H178ZM205 208H204V211H206V212H204V213H207V211L208 210H206ZM248 209H249V207H248ZM254 209H251V211L252 212H256V214H257V212L258 211H261V210H257V211H254ZM90 210V211H89ZM115 210V211H116ZM118 210H119V212H118ZM135 210V212H137ZM144 210V211H143ZM166 210H168L167 208H166ZM186 210V209H185ZM237 210H238V208H237ZM240 211H241V209H239ZM22 211V210H21ZM89 211V213H87L90 217H89V219L90 218H92L93 216H95V219H91L92 221H91V225H92V222L93 223H95L96 224V222H99L100 220L99 219H101V223L99 222V224H103L102 222H104V221H108V220H111L112 219V217H114L113 219H117V217L116 216H113L114 214H112L110 211H107V210H92L91 211V209L89 208L88 210H86L85 212H88ZM158 211H159V209H158ZM169 211H171V210H169ZM187 211V210H186ZM189 211V210H188ZM210 211V210H209ZM209 211H208V215H209ZM262 211H264V210H262ZM4 212V211H3ZM85 212H83V213H85ZM168 212V211H167ZM167 212H165V214L167 213ZM176 213L177 212H179L180 213V211H175ZM192 212V211H191ZM195 212V211H194ZM198 212V211H197ZM197 212H195L194 214H196ZM200 212L202 213V216H203V209H202V211L200 210ZM211 212V211H210ZM213 212H212V214H213ZM220 212H223V213H221V214H223V215H221L220 214ZM249 211H247V213H248ZM251 212V213H252ZM111 213V214H110ZM160 213V214H159ZM170 213V216L172 217V215H174L175 214V216L177 215L176 213H174V212H169ZM174 213V214H173ZM8 213H6V215H7ZM79 214H80V212H79ZM139 214L140 215H144L143 216V218L144 219H146V220H149V218H158V219H160V221L162 222V223H160L161 225H163L164 227H162V228H160V229H158V230H154V229H150V230H148V231H142L140 228L143 226L141 223H139L137 220H138V217H139ZM163 214H164V212H163ZM183 214V211L180 213V215H182ZM192 214V213H191ZM200 214V213H199ZM255 214V215H256ZM9 215V214H8ZM112 215V216H111ZM169 215V214H168ZM258 215V214H257ZM262 215V214H261ZM111 216V219L109 218ZM174 216V217H175ZM185 216H189L188 218H190V214L187 212V215H186V213H185ZM184 216V217H185ZM195 216V215H194ZM200 216H201V214H200ZM199 216V217H200ZM201 216V217H202ZM210 217L211 216H213V215H209ZM208 216V218H210ZM216 216H214V217H212V218H216ZM227 216V215H226ZM225 216V217H226ZM19 217V216H18ZM83 217V216H82ZM164 217V218H163ZM182 217L183 219H184V221H185V218H187V217ZM192 217L193 216H191V219H192ZM197 217H198V215H197ZM197 217H193V219L192 220H194L195 218H197ZM198 217V218H199ZM206 217H207V215H206ZM12 218V217H11ZM88 218V217H87ZM109 218V219H108ZM181 217L179 216V219H178V217H177V219L178 220H176V221H178V222H181V219H180ZM197 218V219H198ZM207 218V219H208ZM96 219H98V221H96ZM103 219V220H102ZM104 219H106V220H104ZM112 219V220H113ZM200 219V218H199ZM206 219V220H207ZM211 219V218H210ZM210 219H209V221L207 220H205L204 219V221H206V222H204L205 224L206 223H209V222H211V224H212V222H214V221H212V219H211V221H210ZM232 219V218H231ZM235 219V218H234ZM94 220V221H93ZM111 220V221H112ZM180 220V221H179ZM215 220H217V219H215ZM221 220V219H220ZM13 221V220H12ZM80 221V222H79ZM96 221V222H95ZM116 221V220H115ZM114 220L112 221L113 222V224L112 225H114V222H115ZM173 221H175V219L173 220ZM175 221V222H176ZM232 221H233V219H232ZM244 221V220H243ZM106 222H104V224L106 223ZM117 222V221H116ZM202 222H203V220H202ZM245 222V221H244ZM109 223V222H108ZM199 223V225H197ZM203 223V224H204ZM216 223V222H215ZM85 224V223H84ZM89 224V223H88ZM98 224V223H97ZM98 224V225H99ZM148 224V223H147ZM204 224V225H205ZM210 224V223H209ZM219 224V223H218ZM222 224V223H221ZM5 225V224H4ZM90 225V224H89ZM106 225V224H105ZM118 225V224H117ZM203 225V226H204ZM54 226V227H53ZM95 228H97V225H93ZM100 226V225H99ZM99 226H98V228H99ZM102 226V225H101ZM108 226H109V224H108ZM107 226V227H108ZM181 226V227H180ZM225 226V225H224ZM90 227V226H89ZM102 227H104V226H102ZM110 227V226H109ZM114 227V226H113ZM226 228L228 227V226H225ZM224 227V228H225ZM91 228H92V226H91ZM5 229V228H4ZM9 229V228H8ZM113 229V228H112ZM244 229V228H243ZM89 230H91V229H89ZM88 230V231H89ZM94 230V229H93ZM92 230V231H93ZM121 230V231H120ZM208 230H210V228L208 229ZM213 230H214V228H213ZM70 231V230H69ZM75 231V230H74ZM115 231V230H114ZM205 232L207 231V228L204 230ZM257 231V230H256ZM85 232V231H84ZM90 232V231H89ZM89 232H86V233H88L89 234ZM96 233H94V236H96V238H95V241H93L94 240V238H93V234L91 235L92 236V245H93V247H92V245L90 246V243L89 242H86V240L87 241H89V240H91V238H89V239H87V235L88 234H82V237H83V239L84 238H86V240H83V241H85V242H83V243H85V244H88L89 245V247H90V249L91 248H93V249H95V247H94V245H96L97 243H102V242H99V241H96V240H98L99 239V236L100 235H102V234H100L99 235V233L100 232H97V231H95ZM159 232H164V233H167V235L168 236H166V237H161V236H159ZM169 232H176L175 234H169ZM202 232V233H201ZM76 233H78L77 231H76ZM81 233H82V231H81ZM72 233H70V235H71ZM74 234V235H73ZM73 234H72V238H73V240H72V238L71 239H65L66 241L68 240L69 241V245H70V242H71V240H72V245H71V247L69 246V245H67L66 244V246L68 247H70V248H72V247H76L75 245H79V243L81 242V245H79L80 247L82 246V245H84L83 243H82V238H81V236L79 235V236H77L74 232H73ZM96 234H98V237H97V235ZM194 234V235H195ZM199 234V235H200ZM69 235V236H70ZM76 235V236H75ZM85 235V236H84ZM90 235V234H89ZM109 235H111V236H109ZM207 235V234H206ZM15 236V235H14ZM18 236V235H17ZM27 236V235H26ZM56 236V235H55ZM107 236H109V238L107 237ZM198 236V235H197ZM201 236V235H200ZM199 236V237H200ZM204 236H205V234H204ZM250 236V235H249ZM67 237H68V235H67ZM71 237V236H70ZM101 237H100V239H101ZM177 237V236H176ZM182 237V236H181ZM202 237V236H201ZM253 237V236H252ZM12 238V237H11ZM17 238V237H16ZM27 238V237H26ZM108 238V239H107ZM2 239V238H1ZM197 239V238H196ZM201 240V242L203 243V242H205V241H203V239L202 238H200ZM205 239V238H204ZM207 239H209V238H207ZM12 240V239H11ZM105 240H107V241H105ZM109 240H111L112 242H110L109 243ZM130 240V239H129ZM169 240H168V242H169ZM198 240H199V238H198ZM198 240H196V243H195V241L193 242L194 244H197L199 241ZM209 240H211V239H209ZM31 241V240H30ZM62 241V240H61ZM61 241H60V244H61ZM101 241V240H100ZM198 241V242H197ZM6 242V241H5ZM11 242H13V241H11ZM22 242V241H21ZM40 242V241H39ZM206 242H207V240H206ZM26 243V242H25ZM28 243V242H27ZM130 243H131V240H130ZM192 243V244H193ZM208 243H211V241H208ZM13 244V243H12ZM20 244V243H19ZM18 244V245H19ZM23 244V243H22ZM39 244V243H38ZM52 244H54V242L52 243ZM123 244V243H122ZM122 244H120L119 246H121L122 248H123V245ZM199 244V243H198ZM205 244V243H204ZM62 245H63V242H62ZM88 245H87V248H88ZM210 245V244H209ZM23 246H24V244H23ZM51 246V245H50ZM64 246V245H63ZM62 246V247H63ZM79 246H77V249H79L78 247ZM204 246V245H203ZM13 247V246H12ZM17 247V246H16ZM46 247V246H45ZM83 247V246H82ZM108 247H106V248H108ZM111 247V246H110ZM110 247H109V251L107 250V249H105V251H108L109 253L110 252H112V251H114L115 249H118V248H116V247H118V246H116V247H114L113 249H112V251L110 250ZM2 248V247H1ZM74 248H73V250H74ZM86 248V249H87ZM4 249V248H3ZM27 250L29 249V248H26ZM46 249H48L47 247H46ZM61 249V248H60ZM76 249V248H75ZM89 249V250H90ZM119 249H120V247H119ZM119 249L117 250V251H114L113 253H114V255H112V253H108V255H110V256H115V252L116 253H118V251H119ZM24 250V249H23ZM121 250H123V249H121ZM128 250H129V253L128 254H126V256H119V254H117V256H115L116 258H114L113 257V260L115 259H118V261H119V263H118V261H116V263H118V264H137V262H138V264H149L148 263V261H149V259H148V261L145 259V258H142L141 257V246L140 245H131L129 248H128ZM50 251H52V250H50V249H48V250H45V249H41V250H38L37 252L35 251H33L34 253H33V255H37L36 257L38 258V255H39V258H42V257H46V260L47 259H49L50 260V258H55V255L53 256V255H51V256H49L50 255ZM54 251H56L55 249L53 250V252ZM63 251V250H62ZM66 251V250H65ZM72 250L70 249V252L68 253L67 251L65 252V255L67 254V255H71L70 253H72L71 252ZM81 251H82V248H81ZM84 251V250H83ZM87 251V250H86ZM93 251V250H92ZM13 252H14V250H13ZM48 252H49V254H48ZM59 252H61V251H59ZM64 252V251H63ZM74 252V251H73ZM91 252V251H90ZM3 253V252H2ZM25 253V252H24ZM31 253V252H30ZM37 253V254H36ZM52 253V252H51ZM55 253H57V254H59L58 252H55ZM55 253H52V254H55ZM62 253V252H61ZM77 253V252H76ZM79 253V252H78ZM84 253V252H83ZM87 253V252H86ZM95 253V252H94ZM9 254V253H8ZM27 254H29V253H27ZM32 254V253H31ZM46 254H47V256H46ZM56 254V256H57V258H58V256L60 257V255H57ZM64 254V253H63ZM121 254H123L122 253V251H121ZM120 254V255H121ZM25 255V254H24ZM81 255V254H80ZM84 256L86 255V254H83ZM90 255H92L93 256V254H92V252L90 253ZM95 255V254H94ZM98 255V254H97ZM1 256V255H0ZM23 256V255H22ZM34 256V257H35ZM50 258H49V257ZM72 256H74V255H71L70 257H72ZM83 256V257H84ZM107 256V255H106ZM27 256L25 255V258H26ZM29 257H30V254H29ZM36 257H35V259H36ZM48 257V258H47ZM69 257V258H70ZM74 257H76V256H74ZM73 257V258H74ZM82 257V258H83ZM88 257H90V256H88ZM96 257V256H95ZM94 257V258H95ZM66 258V259H65ZM64 259H61V257H60V261L57 259V261H59V262H64V261H67V260H70V259H67V257H65ZM80 258H81V256H80ZM15 259V258H14ZM35 259H33V260H35ZM93 259V258H92ZM19 260H20V258H19ZM28 260V257L26 258V261ZM33 260H32V262H33ZM48 260V261H49ZM54 260V259H53ZM62 260V261H61ZM87 260V259H86ZM31 261V260H30ZM36 261H37V259H36ZM41 261V260H40ZM44 261H45V259H44ZM74 261V262H73ZM73 261H72V259H71V261H67V262H69V264H70V262H72V263H74V264H76L77 262H80L79 261V259H73ZM76 261V262H75ZM136 261V262H135ZM29 261H27V264H29L28 263ZM31 262V263H32ZM35 262V261H34ZM52 262V264H53V261H51ZM51 262H49V264H51ZM54 262H55V260H54ZM66 262V263H67ZM114 262V261H113ZM0 263H2L1 261H0ZM8 263V262H7ZM36 263V262H35ZM37 263L38 264H42V262L41 263H39V261H37ZM84 263V262H83ZM151 263V262H150ZM10 264V263H9ZM15 264V263H14ZM21 264H23V263H21ZM24 264H26L25 262H24ZM34 264V263H33ZM45 264H47L46 262H45Z\"/></svg>","mask_w":264,"mask_h":264},{"label":"crops","instance_id":"0c3cea01","mask_svg":"<svg viewBox=\"0 0 264 264\" xmlns=\"http://www.w3.org/2000/svg\"><path fill=\"white\" fill-rule=\"evenodd\" d=\"M17 186L21 199L22 228L26 232L45 231L49 226V203L46 196V184L41 170L27 166L21 174ZM28 198V200H27ZM26 199V200H25Z\"/></svg>","mask_w":264,"mask_h":264}]
</instances>
